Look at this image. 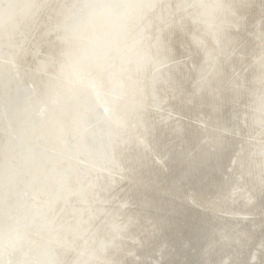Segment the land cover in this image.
<instances>
[{
    "label": "bare ground",
    "instance_id": "1",
    "mask_svg": "<svg viewBox=\"0 0 264 264\" xmlns=\"http://www.w3.org/2000/svg\"><path fill=\"white\" fill-rule=\"evenodd\" d=\"M3 1V0H2ZM3 4V3H1ZM24 5L25 7L21 8L20 6ZM260 8L264 9V0H5V4L3 6H0V51H4L5 55L2 59L9 60L11 62L3 63L1 64L0 60V72H3V75L0 74V77L5 78L8 82V91L16 90L15 80H20L19 76L22 72L25 73V76L20 80L21 82L27 81H33L34 87L39 88L41 86L42 90H44L47 85L46 83H43L44 79L48 76L50 73H59L66 74L65 73V64L69 60H76V58H80L79 62H83L84 65L88 64L89 67H91L93 70H95L97 75V81L100 83L101 88L96 87L95 90L91 91V89H84L89 90L87 92L81 93L78 98V94L76 95V90L78 89L79 83H76L75 80L77 78H74L73 75H75L76 72H74L77 68H73L74 66H69V74L72 76V80L75 82H72L71 84L65 83V80L60 76L57 79V85H62L65 87V90L63 94L60 95L59 98L65 100L69 105L72 104L73 106L79 108L78 111L80 112H73L69 113L71 116H69V119H74L75 121L72 124V128L74 129V133L76 135L75 140L77 145V152L81 154L88 155L91 157H96L100 160V158L103 156V153L99 150H93V141L91 140L92 146L86 141V136L83 135V124L80 123V119L83 116V114L90 108V106L96 104H100L102 102H99L100 96L98 94L100 93L104 99H113V100H119V105L123 103H127L128 105V96L130 97V92L128 91V86H132L133 84L137 83L136 86H142V93H140V97H143L144 99L141 101L142 104H144L147 108V110L141 111V119L144 121V125L141 129H139V133L136 134L135 128L133 124L130 122H127V128L119 131V128L124 123V117L128 116L126 113L118 114L116 112V118L113 119V122H115L114 125H116V139L113 142L112 147H114V152L116 155L117 160H119L120 156L117 154L118 149L117 147L119 143L118 140L122 137L125 139L128 138L132 142L127 146H121L123 151H128L133 153L134 155L130 157L128 160L132 162L133 160H138L139 163H142L143 158L151 159V155H149V158L147 157L148 154H151L149 151H152L154 149V146L157 148L160 147L161 149H164V147L170 146L169 140H174L176 143V147L179 146L178 142H181L182 140V130L181 127L178 126V121L172 118L169 119L171 123H167L166 125H163L158 120L159 116L158 114L152 115L153 107L154 105L151 104V98L149 99V94L151 95V92L157 93V96L161 101L166 103L165 106L162 109L169 112H175V110L169 109V105L173 106V109H176L179 113H183V111L190 105V100L192 102H200V100H208V96L211 97L210 101L211 103L215 104V109H221L224 105L227 107H232V113L231 116L226 117V114H228L226 108L225 111L227 112L225 114L226 119L224 118L226 124L233 123L234 125H231L235 127H239L241 129L240 125H244L248 123V126H254V127H263L264 126V11H260L259 13L255 14L254 17H251V12L253 10L259 11ZM254 14V13H253ZM181 30H184L181 32ZM186 37H182V36ZM181 38L185 39L182 40ZM21 39L24 40L20 44ZM16 45L17 47L13 48L12 45ZM2 47H7L8 49H3ZM13 48V49H12ZM184 48V49H183ZM183 51V52H182ZM185 52V53H184ZM174 53V55H173ZM182 53V54H181ZM1 55V54H0ZM197 58V61L195 63H189L186 58ZM192 57V58H191ZM70 61V62H72ZM78 62V61H77ZM80 62V63H81ZM193 62V61H192ZM82 64V63H81ZM65 65V66H64ZM83 65V64H82ZM63 67V68H62ZM90 68V69H91ZM67 70V69H66ZM82 70V69H81ZM80 70V71H81ZM77 71V70H76ZM85 71V70H84ZM90 71V70H89ZM21 72V73H20ZM68 72V71H67ZM79 72V71H77ZM83 72V71H82ZM20 73V74H19ZM19 74V76H18ZM69 74L64 75L68 76ZM83 73H81L82 75ZM94 74V73H93ZM154 75V79L150 80V76ZM89 75V74H88ZM152 75V76H153ZM79 76V74H78ZM76 77V76H75ZM91 77V76H90ZM49 78V77H48ZM71 78V77H70ZM81 78V77H79ZM86 78V77H85ZM92 78V77H91ZM66 79V78H65ZM67 79V80H68ZM84 79V76H83ZM47 80V79H46ZM49 80V79H48ZM78 80H82L78 79ZM92 80V79H91ZM90 81V80H89ZM88 81V82H89ZM96 80H93L92 85L98 84ZM79 82V81H78ZM84 82V81H83ZM2 85V84H1ZM6 85V84H5ZM56 85V84H55ZM84 85V83L82 84ZM88 85V84H87ZM90 86V85H89ZM86 87V86H85ZM23 88V87H22ZM55 88V87H54ZM87 88V87H86ZM135 88V87H134ZM11 89V90H10ZM59 89V88H58ZM137 89V88H136ZM2 90V89H1ZM0 90V91H1ZM38 90V89H37ZM41 90V89H40ZM61 91V90H60ZM79 91V90H78ZM77 91V92H78ZM156 91V92H154ZM14 92V91H13ZM44 92V91H43ZM61 92V93H62ZM134 92V91H133ZM221 92H227L228 94L223 96V100L221 101ZM8 93V92H7ZM15 93V92H14ZM13 93V94H14ZM39 93V92H38ZM152 93V94H153ZM4 94V93H3ZM12 94V92H11ZM36 94V93H35ZM133 94V93H131ZM16 95V94H15ZM84 95V98L82 96ZM5 97V96H4ZM8 97V96H6ZM12 97V96H11ZM17 97V96H16ZM99 97V98H98ZM14 98V97H13ZM29 98V96L27 97ZM37 98V97H36ZM35 98V99H36ZM41 98V97H40ZM78 98V99H76ZM102 98V99H103ZM131 98V97H130ZM1 99V98H0ZM6 99V98H5ZM10 99V98H9ZM31 99V97H30ZM57 100V98H55ZM55 100V101H56ZM121 100V101H120ZM139 100V99H138ZM155 100V99H154ZM21 101V100H20ZM24 101V100H23ZM29 101V100H28ZM40 101V100H39ZM123 101V102H122ZM134 101V100H133ZM136 101V100H135ZM1 102V101H0ZM17 102V100H16ZM26 102V101H25ZM35 102V101H34ZM49 102V101H48ZM109 102V101H108ZM111 102V101H110ZM117 102V101H116ZM122 102V103H121ZM161 102V103H162ZM21 103V102H20ZM31 103V102H30ZM37 103V102H35ZM130 103V102H129ZM157 103V102H156ZM160 103V101H159ZM207 103V102H206ZM27 104V103H26ZM52 104V103H51ZM50 104V105H51ZM55 104V103H54ZM108 104V103H107ZM112 104V103H111ZM158 104V103H157ZM156 104V105H157ZM210 104V103H209ZM213 104V105H214ZM20 105V104H19ZM41 105V104H40ZM115 105V104H114ZM124 105V104H123ZM122 105V107H123ZM140 105V104H139ZM152 105V106H151ZM162 105V104H160ZM193 105V103H192ZM17 106V105H16ZM23 106V105H22ZM27 106V105H25ZM100 107L99 105H97ZM106 106V105H105ZM109 106V105H108ZM112 106V105H110ZM191 106V105H190ZM189 106V107H190ZM197 106V105H196ZM210 106V105H209ZM24 107V106H23ZM38 107V106H37ZM66 107V106H65ZM74 107V108H75ZM115 107V106H114ZM131 107V104H130ZM156 107V106H155ZM160 107V106H159ZM207 107V106H206ZM6 108V107H5ZM19 108V107H17ZM21 108V105H20ZM40 108V107H39ZM45 108V107H44ZM73 108V109H74ZM94 108V107H93ZM112 108V107H110ZM161 108V107H160ZM192 108V107H191ZM199 108V107H198ZM3 109V108H2ZM8 109V108H7ZM55 109V108H54ZM72 109V108H71ZM101 109V108H100ZM152 110V112L150 111ZM159 109V108H158ZM203 109V108H202ZM205 109V108H204ZM210 109V108H209ZM13 110V108H12ZM15 111L17 109H14ZM33 110V109H32ZM41 110V109H40ZM70 110V109H69ZM141 110V109H140ZM189 110V109H188ZM198 110V109H197ZM35 111V110H34ZM57 111V110H56ZM102 111V110H101ZM112 111V109H111ZM114 111V109H113ZM124 111V110H123ZM158 111V110H156ZM160 111V110H159ZM204 111V110H203ZM216 111V110H215ZM219 111V110H218ZM230 111V110H229ZM43 112V111H42ZM65 112V110H64ZM62 112V113H64ZM107 112V111H106ZM110 112V111H109ZM169 112H165L169 114ZM171 112V113H172ZM173 112V113H174ZM175 112V113H178ZM223 113H225L222 110ZM10 113V112H8ZM13 113V112H11ZM26 113V112H25ZM39 113V112H38ZM83 113V114H82ZM161 113V112H160ZM178 113V114H179ZM189 113V112H188ZM192 113V112H191ZM200 113V112H199ZM203 113V112H202ZM216 113V112H215ZM219 113V112H218ZM15 114H20V112H16ZM103 114V113H102ZM133 114V113H132ZM210 114V113H209ZM221 114V113H220ZM11 115V114H10ZM16 115V116H17ZM62 115V114H61ZM60 115V117H61ZM104 115V114H103ZM171 115V114H170ZM177 115V114H176ZM193 115V114H192ZM204 114H202L203 116ZM59 116V115H57ZM64 116V115H63ZM112 116V114H111ZM138 116V115H137ZM178 116V115H177ZM180 116V115H179ZM190 116V114H189ZM188 116V117H189ZM198 116V115H197ZM200 116V115H199ZM198 116V117H199ZM219 117V115L217 114ZM11 117V116H10ZM54 117V116H53ZM87 117V116H86ZM110 117V116H109ZM168 117V116H167ZM183 117V116H182ZM192 117V116H191ZM197 117V118H198ZM205 117V116H204ZM213 116L210 117L208 122L211 120ZM223 116H221L222 118ZM17 118V117H16ZM58 118V117H56ZM111 118V117H110ZM132 118V117H131ZM162 118V117H161ZM180 118V117H179ZM178 118V119H179ZM195 118V117H194ZM209 118V117H208ZM49 119V118H48ZM64 119V117H63ZM67 119V118H65ZM67 119V121L69 120ZM71 119V120H72ZM85 119V117H84ZM109 119V118H107ZM185 119V118H184ZM207 119V118H206ZM217 119V118H216ZM220 119V118H219ZM4 120V119H2ZM1 120V121H2ZM12 120V119H11ZM61 120V119H60ZM59 120V121H60ZM105 120V119H104ZM112 120V119H111ZM110 120V121H111ZM122 120V122H120ZM161 120V119H160ZM190 120V119H189ZM214 120V117H213ZM223 120V119H222ZM0 121V122H1ZM45 121V120H44ZM62 121V120H61ZM83 121V120H82ZM87 121V120H86ZM165 121V120H164ZM181 121V120H180ZM194 121V120H193ZM198 121V120H197ZM40 122V121H39ZM52 122V121H51ZM101 122V121H100ZM103 122V121H102ZM109 122V121H108ZM112 122V121H111ZM120 122V124H119ZM189 122V121H188ZM202 122V121H201ZM207 122V123H208ZM43 123V122H42ZM58 123V121H57ZM110 123V122H109ZM137 124V122H133ZM183 123V121H182ZM205 123V122H203ZM218 123V121H217ZM222 123V122H220ZM224 123V121H223ZM8 124V123H6ZM55 124V123H54ZM60 124V123H58ZM66 124V123H65ZM64 124V125H65ZM119 124V125H118ZM143 124V123H142ZM199 124V123H198ZM201 124V123H200ZM1 125V124H0ZM46 125V124H45ZM57 125V124H56ZM183 125V124H182ZM195 125V124H194ZM204 125V124H203ZM214 125V124H213ZM216 125V124H215ZM220 125V124H217ZM3 126V125H2ZM66 126V125H65ZM69 126V125H68ZM112 126V125H111ZM119 126V128H118ZM186 125H184L185 127ZM221 126V125H220ZM223 126V125H222ZM101 127V126H100ZM105 127H107L105 125ZM124 127V126H123ZM139 127V126H138ZM192 127V126H191ZM205 127V126H204ZM211 127V126H210ZM217 127V126H216ZM228 127V126H227ZM225 127V128H227ZM246 127V126H244ZM2 128V127H1ZM5 128V127H4ZM50 128V126H49ZM69 128V127H68ZM113 128V126H112ZM183 128V127H182ZM196 129V127H194ZM199 128V127H198ZM207 128V127H205ZM224 128V129H225ZM250 128V127H249ZM264 128V127H263ZM53 129V128H52ZM67 129V126H66ZM154 129L156 131H154ZM194 129V130H195ZM201 129V128H200ZM222 129V128H221ZM231 129V127H230ZM238 129V128H237ZM243 129V128H242ZM256 129V128H255ZM7 130V129H6ZM32 130V129H31ZM46 130V129H45ZM51 130V129H50ZM56 130V129H55ZM70 130V129H69ZM103 130V129H102ZM185 130V129H184ZM251 130V129H250ZM263 130V129H262ZM63 131V130H62ZM100 131V130H99ZM154 131V133L152 132ZM186 131V130H185ZM201 131V130H200ZM203 131V130H202ZM205 131V130H204ZM223 129L220 130V128H214L210 129L211 136L208 138H201L200 135H198V142L193 145V149L197 151V154H195V157L192 161H187L184 163H187L188 166L192 167L193 169L197 170V167L206 165L208 161L209 154H213V157L217 155L218 151L221 150L222 154L226 153L228 151V147H231L227 144H230V137H228L229 141L228 143L223 141L222 134ZM237 131V130H236ZM253 131V130H252ZM2 132V129H1ZM0 132V133H1ZM10 132V131H9ZM57 132V130H56ZM64 132V131H63ZM104 132V131H103ZM102 132V133H103ZM108 132V131H107ZM225 132V130H224ZM230 132V131H229ZM232 132V131H231ZM230 132V134H231ZM241 132V130H240ZM244 132V131H243ZM249 132V131H248ZM254 132V131H253ZM69 133V132H67ZM71 133V131H70ZM73 133V135H74ZM195 133V132H194ZM200 133V132H199ZM202 133V132H201ZM205 133H207L205 131ZM227 133V132H226ZM237 133V132H236ZM235 133V136H236ZM239 133V132H238ZM260 133V132H258ZM5 134V132H3ZM11 134V133H10ZM16 134V133H15ZM57 134V133H56ZM100 134V133H99ZM105 134V133H104ZM115 134V133H114ZM139 134L141 135V139L138 137ZM164 134V135H163ZM247 134V133H246ZM1 135V134H0ZM24 135V134H23ZM54 135V134H53ZM68 136V134H66ZM166 135H169L166 136ZM227 135V134H226ZM239 135V134H238ZM244 135V134H243ZM250 135V134H248ZM253 135V134H251ZM257 135V134H255ZM28 136V135H27ZM50 136V135H49ZM56 136V135H55ZM54 136V137H55ZM65 136V135H64ZM63 136V137H64ZM188 136V135H187ZM230 136V135H229ZM233 136V135H232ZM245 136V135H244ZM258 136V135H257ZM264 136V135H263ZM45 137V136H44ZM48 137V135H47ZM57 137V136H56ZM60 137V136H59ZM101 138L100 136H98ZM105 137V136H104ZM112 137V136H111ZM203 137V135H202ZM205 137V136H204ZM227 137V136H225ZM224 137V138H225ZM249 137V136H247ZM254 137V136H253ZM260 137V136H259ZM19 138V136H18ZM71 138V137H70ZM74 138V137H73ZM143 138L148 139L151 145L142 144ZM187 138V137H185ZM194 138V136H193ZM243 138V137H242ZM256 138V137H255ZM61 139H63L61 137ZM68 139V138H67ZM240 139V137H239ZM247 139V138H246ZM253 139V138H251ZM1 140V139H0ZM30 140V139H29ZM32 140V139H31ZM53 140V138H52ZM51 140V141H52ZM113 140V139H112ZM178 140V141H177ZM194 140V139H193ZM237 140V138H236ZM34 141V140H33ZM70 141V139H69ZM101 141H103L101 139ZM124 139H122V142ZM129 141V140H128ZM243 143H245V140H242ZM245 141V142H244ZM30 142V141H29ZM28 142V143H29ZM75 142V141H72ZM127 142V141H126ZM165 142V143H164ZM172 142V141H171ZM235 143L237 141H234ZM241 142V141H240ZM250 142V137H249ZM252 142V140H251ZM5 143V140L0 143V147H2ZM31 143V142H30ZM37 143L38 140H37ZM63 143V142H62ZM102 143V142H101ZM110 143V142H108ZM112 143V142H111ZM124 143V142H123ZM182 143V142H181ZM180 143V145H181ZM190 142H188L189 144ZM233 143V142H232ZM72 144V143H71ZM95 144V143H94ZM174 144V143H173ZM171 144V146H174ZM183 144V143H182ZM53 145V142H52ZM61 145V144H60ZM65 145V144H64ZM99 145V144H98ZM103 145V143H102ZM101 145V146H102ZM124 145V144H122ZM247 145V144H246ZM244 145L245 147H247ZM249 145V144H248ZM32 146V145H31ZM48 146V145H47ZM51 146V145H50ZM73 146V145H72ZM71 146V147H72ZM105 146V144L103 145ZM102 146V147H103ZM152 148H151V147ZM164 146V147H163ZM183 146V145H182ZM186 146V145H185ZM241 146V145H240ZM243 146V145H242ZM251 146V145H250ZM29 147V146H28ZM33 147V146H32ZM35 147V146H34ZM44 147V146H43ZM52 147V146H51ZM54 147V146H53ZM61 147V146H59ZM70 147V146H69ZM147 147V148H146ZM192 147V146H191ZM190 147V148H191ZM238 147V145H237ZM259 147V146H258ZM56 148V147H55ZM75 147L70 148L74 150ZM101 148V147H99ZM182 148V147H181ZM186 148V147H185ZM190 149L189 147H187ZM35 149V148H34ZM106 149V148H105ZM121 149V150H122ZM180 149V147H179ZM193 149L191 151H193ZM240 149V148H239ZM245 149V148H243ZM6 151V149H4ZM59 150V148H58ZM57 150V153L59 152ZM63 150V149H61ZM67 150V149H65ZM104 150V148H103ZM194 150V151H195ZM233 150V149H232ZM238 150V149H237ZM241 150V149H240ZM251 150V149H250ZM249 150V151H250ZM29 151V150H28ZM33 151V148L31 149ZM41 151V150H40ZM48 151V150H47ZM54 151V149H53ZM76 156H77V152ZM105 151V150H104ZM107 151V150H106ZM105 151V152H106ZM109 151V149H108ZM111 151V149H110ZM113 151V150H112ZM163 151V150H162ZM166 151V150H165ZM183 151V150H182ZM185 151V149H184ZM183 151V152H184ZM264 151V149H263ZM66 152V151H65ZM173 152V151H172ZM179 152V151H178ZM190 152V151H188ZM220 152V151H219ZM233 152V151H232ZM244 152V151H243ZM1 153H5L2 152ZM46 153V152H45ZM72 153V152H71ZM119 153V152H118ZM124 153V152H122ZM163 153V152H162ZM160 154L163 156V154ZM169 153V151H168ZM186 153V152H185ZM239 153V151H238ZM242 153V152H241ZM51 154V153H50ZM55 154V153H54ZM70 154V153H69ZM83 154V156H84ZM108 154V153H107ZM106 153L104 155H107ZM111 154V153H110ZM155 154V153H154ZM157 154V153H156ZM173 154V153H171ZM183 154V153H181ZM43 155V154H42ZM59 155V154H58ZM63 155V153H62ZM73 155V154H72ZM128 155V154H127ZM126 155V156H127ZM158 155V154H157ZM159 155V156H160ZM170 155V154H169ZM168 155V156H169ZM175 155V154H174ZM185 155V154H184ZM233 155V154H232ZM236 155V154H235ZM1 156V155H0ZM47 156V155H46ZM66 156V155H65ZM112 156V155H109ZM108 156V157H109ZM167 158V153L164 155ZM194 156V155H193ZM212 156V155H211ZM260 156V155H259ZM44 157V156H43ZM49 157V156H48ZM62 157V156H61ZM69 157V156H67ZM107 157V158H108ZM156 157V156H154ZM171 157V156H170ZM175 160H177L179 157L174 156ZM188 157V155H187ZM210 157V156H209ZM54 158V157H53ZM60 158V156L58 157ZM60 162L57 171L62 170L65 167H72L75 163L76 159H80L78 157H75L76 159L71 160H64ZM73 158V157H72ZM163 158V157H162ZM212 158V157H210ZM222 158V157H221ZM220 158V159H221ZM224 158V156H223ZM235 158V157H233ZM243 158V157H240ZM240 158L238 161H240ZM61 159V158H60ZM68 159V158H67ZM89 159V158H87ZM97 159V161H98ZM155 159V158H154ZM160 160V158L158 157ZM157 159V160H158ZM213 159V158H212ZM218 158L213 160L211 168L207 166L216 173L211 174L217 177L221 170H219V165L217 166L218 162L221 161ZM232 159V158H231ZM49 160V159H48ZM52 160V159H51ZM57 160V159H56ZM91 160V159H90ZM95 160V159H94ZM93 160V161H94ZM126 160V159H125ZM170 160V159H169ZM173 160V159H172ZM210 160V159H209ZM235 160V159H234ZM245 160V159H244ZM251 160V159H250ZM24 161V160H23ZM50 161V160H49ZM89 161V160H88ZM112 161V160H111ZM124 161V160H123ZM147 161V160H146ZM154 161V160H152ZM164 161V160H163ZM171 161V160H170ZM181 161V162H182ZM217 161V162H216ZM246 161V160H245ZM260 159L255 160L254 164L259 165V167L262 165V169H260L257 174H254L255 179H257V184L255 183L256 189L255 192L257 193V196L262 195L264 192V156L262 157L261 161ZM7 162V160H6ZM59 162V159H58ZM77 162V161H76ZM92 162V161H90ZM89 162V163H90ZM114 162V161H113ZM160 162V161H158ZM166 162V161H165ZM178 162L180 160L178 159ZM25 164H27L26 161H24ZM56 163V162H55ZM93 163V162H92ZM95 162L94 164H96ZM99 163V162H98ZM97 163V164H98ZM105 163V162H103ZM112 163V162H111ZM116 163V162H115ZM119 163V161H118ZM153 163V162H152ZM150 163V164H152ZM157 163V162H156ZM167 163V162H166ZM175 163V162H174ZM173 163V164H174ZM237 162H234V165ZM260 163V164H259ZM51 164V163H50ZM91 164V163H90ZM96 164V165H97ZM125 164V163H124ZM145 164V163H144ZM162 164V163H161ZM220 164V163H219ZM239 164V163H238ZM78 165V164H77ZM101 165V164H100ZM108 165V164H107ZM146 165V164H145ZM156 165V164H155ZM164 165V164H163ZM181 165V164H180ZM179 165V166H180ZM186 165V164H185ZM211 165V164H210ZM252 165V164H251ZM79 166V165H78ZM85 166V165H84ZM92 166V165H91ZM109 166V165H108ZM119 166V165H118ZM125 166V165H124ZM140 166V165H139ZM144 166V165H143ZM158 166V165H157ZM162 166V165H161ZM249 166V165H248ZM80 167V166H79ZM95 167V165H94ZM98 167L99 164H98ZM102 167V166H101ZM107 167V166H106ZM113 167V166H112ZM122 167V166H120ZM168 167H171L168 165ZM174 167V165H173ZM186 167V166H185ZM218 167V168H217ZM257 167V166H256ZM52 169V167H50ZM85 168V167H84ZM118 169V167L116 166ZM136 167H129L130 170H135ZM140 168V167H139ZM154 167H152L153 169ZM159 170L160 167H157ZM181 168V167H180ZM187 168V167H186ZM207 168V167H206ZM237 168V166H236ZM74 169V168H73ZM81 169V168H80ZM83 169V168H82ZM88 169V168H86ZM92 169V168H91ZM94 169V168H93ZM97 169V168H96ZM96 169L94 171H96ZM106 169V168H105ZM142 169V168H141ZM145 169V168H144ZM148 169V168H147ZM146 169V170H147ZM166 169V168H165ZM176 169V165H175ZM185 169V168H184ZM205 169V167H204ZM203 169V170H204ZM222 169L225 170V168L222 167ZM65 170V169H64ZM71 170V168H70ZM69 170V173H71ZM76 170V168H75ZM90 170V169H88ZM101 170V169H100ZM108 170V169H107ZM139 170V169H138ZM163 170V169H161ZM171 170V169H170ZM169 170V171H170ZM191 170V168L186 169L188 172ZM200 170V168H199ZM227 170V169H226ZM74 171V170H73ZM81 171V170H79ZM87 171V170H86ZM93 171V172H94ZM105 171V170H104ZM117 171V170H116ZM120 171V170H119ZM128 171V170H127ZM126 171V172H127ZM166 171V170H165ZM185 171V170H184ZM185 171V172H186ZM208 171V170H207ZM230 171V170H228ZM257 171V169H253V167H247L245 168L246 176L249 177L252 176L253 172ZM66 172V171H65ZM102 172V171H101ZM122 172V171H121ZM129 172V171H128ZM153 172V171H151ZM164 172V171H163ZM182 172V171H181ZM184 172V175H185ZM190 172V171H189ZM202 172V170H201ZM206 172V171H205ZM240 172V171H239ZM56 173V171H55ZM85 173V171H84ZM100 173V172H98ZM103 173V172H102ZM113 173V171L111 172ZM134 173V172H132ZM144 173V172H143ZM153 172V177H154ZM174 173V172H172ZM180 173V172H179ZM194 173V171H193ZM209 173V172H208ZM222 173L225 175L226 173ZM232 173V172H231ZM230 173V174H231ZM64 174V173H63ZM67 174V173H66ZM83 174V173H81ZM92 174V173H90ZM110 174V173H108ZM116 174V173H114ZM146 174V173H145ZM167 174V171H166ZM196 174V173H195ZM194 174V175H195ZM203 173H201L202 175ZM206 174V173H205ZM229 174V172H228ZM227 174V175H228ZM95 175V174H93ZM101 175V174H100ZM127 175V174H126ZM125 175V176H126ZM130 175V174H128ZM157 175V174H155ZM190 175V174H189ZM238 175V174H237ZM56 175V179H57ZM65 176V175H64ZM63 176V178H64ZM103 175H101L102 178ZM114 176V175H113ZM112 176V177H113ZM145 176V175H144ZM161 176V175H160ZM172 176V174H171ZM182 176V175H181ZM187 176V175H186ZM196 176V175H195ZM80 177V178H79ZM89 177L88 173L79 176L77 173H72L68 176L66 179V185L64 186V189L61 193V198L64 199L65 196L68 194H72L71 196H68V199H70L73 203L70 204L75 208H78L79 210L82 207L79 203V200L81 201L80 195L77 194L78 188L77 186L80 184V182H85L86 179ZM95 177V176H94ZM93 177V178H94ZM110 177V176H108ZM127 177V176H126ZM149 177V175H148ZM178 178V176H176ZM180 177V176H179ZM188 177V176H187ZM201 177V176H200ZM199 177V178H200ZM203 177V176H202ZM209 177V176H208ZM220 177V176H219ZM230 177V176H229ZM233 177V176H232ZM237 177V176H236ZM235 177V178H236ZM62 178V177H61ZM60 178V179H61ZM92 178V176H91ZM100 178V179H101ZM120 178V177H119ZM169 178V177H168ZM181 178V177H180ZM179 178V179H180ZM185 178V176H184ZM190 178V176H189ZM198 178V179H199ZM224 178V177H223ZM222 178V179H223ZM227 178V177H226ZM234 178V177H233ZM95 179V178H94ZM129 179L131 177L129 176ZM128 179V180H129ZM141 179V178H140ZM150 179V178H149ZM155 179V177H154ZM162 179V177H161ZM172 179V178H171ZM174 179V178H173ZM182 179V178H181ZM193 179V178H192ZM204 179V178H203ZM219 179V178H218ZM221 179V178H220ZM239 179V178H238ZM236 179V180H238ZM151 180V179H150ZM156 180V179H155ZM178 180V179H177ZM189 180V179H188ZM187 180V181H188ZM205 180V179H204ZM230 180V179H229ZM235 180V181H236ZM59 181V180H58ZM96 181V180H95ZM98 181V180H97ZM96 181V182H97ZM111 181V180H110ZM133 181V180H132ZM136 181V180H135ZM138 181V180H137ZM168 182L167 180H165ZM172 181V180H171ZM197 181V180H196ZM209 181V180H208ZM207 181V182H208ZM239 181V180H238ZM54 176L51 179V188L55 190L56 183H55ZM62 182V181H61ZM87 182V181H86ZM92 182V181H91ZM109 183L108 179L103 180L100 184L98 189L104 185ZM114 182V180L112 181ZM144 183V181H142ZM175 182V181H173ZM178 182V181H176ZM186 182V181H185ZM198 182V181H197ZM203 182V181H202ZM206 182V183H207ZM213 182V181H212ZM218 182H220L218 180ZM233 182V181H232ZM90 183V182H89ZM115 183V182H114ZM122 183V182H121ZM146 183V182H145ZM153 183V182H152ZM156 183V182H155ZM180 183V182H179ZM182 183V182H181ZM200 183V182H199ZM204 183V182H203ZM205 183V184H206ZM224 183V180H222V184ZM240 183V182H239ZM59 184V183H58ZM63 184V183H62ZM94 184V183H93ZM111 184V183H110ZM113 184V183H112ZM119 184V183H117ZM137 184V183H136ZM135 184V185H136ZM227 184V183H226ZM232 184V183H229ZM228 184V185H229ZM238 184V182H237ZM81 185V184H80ZM85 185V184H84ZM88 185V184H87ZM91 185V183H90ZM132 185V184H131ZM130 185V186H131ZM141 185V184H139ZM144 185V184H143ZM146 185V184H145ZM144 185V186H145ZM149 185V184H148ZM154 185V184H153ZM157 185V184H156ZM177 185V183H176ZM185 185V184H184ZM202 185V183H201ZM235 185V184H234ZM240 185V184H239ZM60 186V184H59ZM83 185L79 186V188H84ZM96 185L95 187H97ZM105 186V185H104ZM122 186V185H121ZM120 186V188H121ZM173 186V185H169ZM183 186V185H182ZM196 186V185H195ZM214 186V185H213ZM212 186V187H213ZM222 186V185H221ZM225 187V185H223ZM249 186V185H248ZM87 187V186H85ZM118 188V185L116 186ZM159 187V186H158ZM167 187V186H165ZM175 187V186H174ZM217 187V186H216ZM219 187V186H218ZM229 187V186H228ZM233 187V185H232ZM230 187V188H232ZM242 187V185H241ZM58 188V187H57ZM60 188V187H59ZM90 188V187H88ZM92 188V186H91ZM111 187L105 188L103 194L111 193ZM114 188V187H113ZM116 188V189H117ZM133 188V187H131ZM144 188V187H139ZM182 188V187H178ZM201 188V187H200ZM226 188V187H225ZM249 188V187H248ZM48 189V188H47ZM61 189V188H60ZM71 189V190H68ZM94 189V188H93ZM104 189V188H103ZM102 189V190H103ZM162 189V188H161ZM236 189V188H234ZM233 189V193L231 196V200L234 203H248L250 206H254V201L251 200L252 198L247 197L245 194L237 193ZM250 189V188H249ZM92 190V189H91ZM119 190V189H118ZM135 190V189H133ZM150 190V189H148ZM147 190V191H148ZM155 190V186L153 191ZM175 190V189H174ZM189 190V189H187ZM198 190V189H197ZM213 190V189H212ZM216 190V189H214ZM218 190V189H217ZM223 190V189H221ZM219 190V191H221ZM244 190V189H242ZM60 191V190H59ZM88 191V192H87ZM87 198L89 202H92L93 204V195L90 193V189L87 190ZM95 191V190H94ZM139 191V190H138ZM152 191V192H153ZM157 191V190H156ZM169 191V190H168ZM186 191V189L184 190ZM228 191V190H227ZM239 191V189H238ZM250 191V190H249ZM93 192V191H92ZM137 192V189H136ZM145 192V191H142ZM149 192V191H148ZM191 192V190H190ZM204 192V191H203ZM207 192V191H206ZM205 192V193H206ZM216 192V191H215ZM231 192V191H230ZM245 192V191H244ZM79 193V192H78ZM85 193V192H84ZM109 193V194H110ZM122 193V192H121ZM128 193V192H127ZM146 193V192H145ZM159 193V192H158ZM172 193V192H170ZM188 193V192H187ZM204 193V194H205ZM226 193V191H225ZM228 193V192H227ZM232 193V192H231ZM256 193L254 195H256ZM83 194V189H82ZM86 194V193H85ZM84 194V195H85ZM95 194V193H94ZM102 194V193H101ZM120 194V192H119ZM126 194V193H125ZM134 194V193H133ZM144 194V193H143ZM147 194V193H146ZM162 194V193H161ZM173 194V193H172ZM190 194V193H189ZM218 194V193H217ZM238 194V195H236ZM249 194V193H248ZM116 194H114L115 196ZM175 195V194H174ZM173 195V196H174ZM192 194H190L191 196ZM211 195V193H210ZM250 195V194H249ZM96 196V194H95ZM129 196V195H128ZM143 196V195H142ZM162 196V195H161ZM179 196V195H178ZM175 196V197H178ZM208 196V195H207ZM215 196V195H213ZM230 196V194H229ZM264 196V195H263ZM70 197V198H69ZM145 197V196H144ZM158 197V196H157ZM169 197V196H168ZM171 197V196H170ZM169 197V198H170ZM206 197V196H205ZM219 197V196H218ZM224 200V197L221 196ZM252 197H254L252 195ZM41 198H44L43 196ZM115 198V197H111ZM122 198V197H121ZM125 198V197H124ZM130 198V197H129ZM135 198V197H134ZM137 198V197H136ZM140 198V197H139ZM153 199V197H151ZM156 198V197H155ZM184 198V197H183ZM191 198V197H190ZM208 198V197H207ZM213 198V197H212ZM227 198V197H226ZM255 198V197H254ZM261 198V197H260ZM59 199V198H58ZM61 199V202L62 200ZM161 199V198H160ZM174 199V198H173ZM219 199V198H218ZM263 199V198H262ZM57 200V199H56ZM86 200V199H85ZM121 200V199H120ZM147 200V199H146ZM185 200V199H183ZM216 200V199H215ZM226 200V199H225ZM230 200V197L228 201ZM35 201V200H34ZM43 207L46 203V201L43 202V199L40 200ZM126 201V199H125ZM129 201V200H128ZM137 201V200H136ZM168 201V200H167ZM182 201V200H181ZM210 201V200H209ZM214 201V200H212ZM227 201V200H226ZM39 202V200H38ZM60 202V203H61ZM67 202V201H66ZM69 202V203H70ZM82 202V201H81ZM156 202V201H155ZM158 202V201H157ZM171 202V201H170ZM169 202V203H170ZM177 202V201H176ZM220 202V201H219ZM218 202V203H219ZM222 202V201H221ZM262 202V201H261ZM59 201L57 204H60ZM87 203V202H86ZM120 203V202H119ZM124 203V202H123ZM129 203V202H128ZM132 203V202H131ZM147 203V202H145ZM159 203V202H158ZM179 203V202H178ZM206 203V202H205ZM215 203V202H214ZM228 203V202H227ZM47 204V203H46ZM51 205L55 204V198L52 200ZM64 204V203H63ZM122 204V203H121ZM120 204V205H121ZM127 204V203H126ZM134 204V203H133ZM155 204V203H154ZM172 204V203H171ZM176 204V203H175ZM207 204V203H206ZM210 204V203H209ZM224 204V203H222ZM68 205V203H67ZM68 205V206H70ZM113 205V204H112ZM141 205V204H140ZM151 205V204H150ZM149 205V207H150ZM160 205V203H159ZM162 205V204H161ZM160 205V206H161ZM164 205V202H163ZM162 205V206H163ZM179 205V204H178ZM181 205V204H180ZM177 206L175 209L177 212L176 216L182 212V208ZM182 205L189 206L194 208L196 211H198L197 214H194L193 216H199L206 218L208 216V213L211 211L208 210H202L199 207H195L194 205L187 203L186 201L182 202ZM217 205V204H215ZM127 206V205H126ZM125 206V207H126ZM132 206V205H131ZM136 206V204H135ZM158 206V204H157ZM211 206V205H210ZM213 206V205H212ZM226 206V205H225ZM244 206V204H243ZM262 206V204H261ZM31 207V206H30ZM62 207V206H61ZM58 206L57 210L61 208ZM114 207V206H113ZM133 207V206H132ZM142 207V206H141ZM164 207V206H163ZM162 207V209H163ZM172 207V206H171ZM202 207V206H201ZM219 207V206H218ZM41 208V210H42ZM104 208V207H103ZM136 213H137V207ZM166 208V206H165ZM164 208V209H165ZM183 208V209H184ZM205 208V207H204ZM214 208V207H213ZM216 208V207H215ZM227 208V207H226ZM230 208V207H229ZM244 208V207H243ZM45 209V208H44ZM49 209L48 207L43 210L42 213V219H40L39 223H47L49 210L46 213V210ZM122 207H118V209H115L118 213L123 212ZM129 209V208H128ZM153 209V208H152ZM157 209V208H156ZM160 209V207H159ZM211 209V207H210ZM220 209V208H219ZM217 208V210H219ZM239 209V208H238ZM263 209V208H262ZM261 209V210H262ZM52 210V209H51ZM56 210V211H57ZM103 210V209H101ZM149 210V209H148ZM167 210V209H166ZM170 210V209H169ZM185 210V209H184ZM183 210V211H184ZM235 210V209H234ZM246 210V208H245ZM249 210V209H248ZM252 210V209H251ZM255 210V208H254ZM40 211V210H39ZM109 211V210H108ZM126 211V210H125ZM128 211V210H127ZM163 211V210H161ZM215 211V210H214ZM214 211H212L214 213ZM36 212V211H35ZM115 211H113L111 214H114ZM130 212V211H129ZM128 212V213H129ZM143 212V211H142ZM156 212V210H155ZM168 212V211H167ZM226 213V211L224 210ZM236 212V211H235ZM247 212V210H246ZM260 212V211H259ZM109 213V212H108ZM125 212H123L124 214ZM127 213V214H128ZM161 213V212H160ZM163 213V212H162ZM211 213V212H210ZM220 213V212H219ZM224 213V214H225ZM228 213V212H227ZM240 213V212H239ZM245 213V212H244ZM248 213V212H247ZM264 213V212H263ZM262 213V214H263ZM35 214V213H34ZM123 214H119L122 215ZM127 214H124L128 216ZM135 214V213H134ZM153 214V213H152ZM165 214V213H164ZM163 214V215H164ZM168 214V213H167ZM173 214V213H172ZM175 214V213H174ZM234 214V212H233ZM237 214V212H236ZM250 214V213H249ZM253 214V213H251ZM90 215V214H89ZM92 215V214H91ZM96 215V214H95ZM130 215V214H129ZM138 215V214H137ZM143 215V214H142ZM162 215V216H163ZM166 215V214H165ZM184 215V214H183ZM192 215V214H191ZM215 215V214H214ZM227 215V214H226ZM240 215V214H239ZM259 215V214H258ZM108 216V215H106ZM118 216V214H117ZM116 216V217H117ZM125 216V217H126ZM136 216V215H135ZM160 216V215H159ZM160 216V218L162 217ZM233 216V215H232ZM238 216V215H237ZM246 216V215H245ZM252 216V215H250ZM113 217V216H112ZM120 217V216H119ZM129 217V216H128ZM168 217V216H167ZM225 217V216H224ZM240 217V216H239ZM244 217V216H243ZM242 217V219H243ZM254 217V216H253ZM41 218V217H40ZM86 218V217H85ZM92 218V217H91ZM131 218V217H130ZM130 218H125L126 223H128L127 220H131ZM159 218V219H160ZM169 218V217H168ZM183 218V217H182ZM187 218V217H186ZM197 218V217H195ZM229 218V217H228ZM54 219V218H53ZM103 219V218H102ZM111 219V218H110ZM110 219L108 218L107 223H109ZM117 219V218H116ZM114 219L113 221H115ZM134 219V218H132ZM137 219V218H135ZM154 219V218H153ZM151 219L152 221H154ZM158 219V218H157ZM230 219V218H229ZM235 219V218H234ZM241 219V220H242ZM254 219V218H253ZM256 219V218H255ZM82 220V219H81ZM100 220V219H99ZM106 220V219H105ZM123 220V219H122ZM143 220V219H142ZM166 220V219H165ZM195 220V219H194ZM231 220V219H230ZM240 220V221H241ZM259 220V218H258ZM264 220V219H263ZM22 221V220H21ZM67 221V220H66ZM84 221V220H83ZM90 221V220H89ZM98 221V220H97ZM112 221V222H113ZM151 221V222H152ZM203 221V220H202ZM246 221V218H245ZM253 221V220H252ZM118 222V221H117ZM137 222V220H136ZM158 222V221H157ZM164 222V221H163ZM170 222V221H169ZM176 222V221H175ZM191 222V221H190ZM197 222V221H196ZM201 222V221H200ZM250 222V221H249ZM258 222V221H257ZM262 222V221H261ZM261 222H259L261 225H263ZM14 223V222H13ZM107 223H102L101 227H97L100 234L103 236L105 241H110L112 238L115 237L116 230L113 232L109 229V225ZM138 223V222H137ZM140 223V222H139ZM150 223V222H149ZM166 223V222H165ZM173 223V222H172ZM171 223V224H172ZM188 223V222H187ZM193 223V222H192ZM242 223V222H240ZM252 223V222H251ZM5 224V223H4ZM22 224V223H21ZM115 224V223H114ZM130 224H135L130 221ZM143 224V223H141ZM159 224V222H158ZM161 224V223H160ZM164 224V223H163ZM199 224V223H198ZM203 224V223H202ZM227 224V223H226ZM236 224V223H235ZM253 224V223H252ZM55 225V224H54ZM57 225V224H56ZM65 225V224H64ZM81 225V224H80ZM111 225V224H110ZM113 225V224H112ZM123 225V224H122ZM146 225V224H145ZM151 225V224H150ZM148 225V226H150ZM174 225V224H173ZM183 225V224H182ZM189 225V224H188ZM201 225V224H200ZM251 225V224H250ZM23 226V225H22ZM108 226V229H107ZM147 226V225H146ZM179 226V225H178ZM177 226V227H178ZM220 226V225H219ZM224 226V225H223ZM237 226V225H236ZM241 225H239L240 227ZM27 227V226H26ZM57 227V226H56ZM61 227V226H60ZM125 227V226H124ZM128 227V226H127ZM174 227V226H173ZM177 227H176V233H177ZM194 227V226H193ZM225 227V226H224ZM235 227V226H234ZM258 227V226H256ZM11 228V227H10ZM13 228V227H12ZM45 228V227H44ZM73 228V227H72ZM137 228V227H136ZM169 228V227H168ZM201 228V227H200ZM231 228V227H230ZM247 228V226H246ZM254 228V227H253ZM263 228V226H262ZM5 231V228H2ZM7 229V228H6ZM75 229V228H74ZM134 230V226L132 225L130 230ZM152 229V228H151ZM154 229V228H153ZM190 229L192 230L191 226ZM224 229V228H223ZM237 229V228H236ZM8 230V229H7ZM10 230V229H9ZM29 230V229H28ZM46 230V229H44ZM114 230V228H113ZM148 230V229H147ZM158 230V229H157ZM167 230V229H166ZM181 230V229H180ZM190 230V231H191ZM225 230V229H224ZM231 230V229H230ZM253 230V229H252ZM263 230V229H262ZM11 231V230H10ZM47 231V230H46ZM66 231V230H65ZM76 231V230H75ZM129 230H125L124 232H127ZM146 231V230H144ZM160 231V230H159ZM172 231L175 232L173 229ZM195 231V230H194ZM200 231V230H199ZM218 231V230H217ZM222 231V230H221ZM239 232L241 230H238ZM237 231V232H238ZM251 231V230H250ZM17 232V231H16ZM24 232V231H23ZM82 232V231H80ZM93 232V231H92ZM156 232V230H155ZM154 232V233H155ZM192 232V231H191ZM236 232V231H235ZM255 232V231H254ZM11 233V232H10ZM52 233V231H51ZM50 233V234H51ZM65 233V232H63ZM62 233V234H63ZM76 234V232H74ZM95 233V232H94ZM97 233V232H96ZM119 233V231H118ZM122 233V232H121ZM140 233V232H139ZM146 233V232H145ZM157 233V232H156ZM163 233V232H162ZM241 233V232H240ZM248 233V232H247ZM3 234V233H2ZM16 234V233H15ZM54 234V233H53ZM60 233V235H62ZM72 234V233H71ZM132 234V233H131ZM143 234V232H142ZM141 234V235H142ZM168 234V233H167ZM187 234V233H186ZM207 234V233H206ZM239 235V233H237ZM18 235V233H17ZM78 235V234H77ZM100 235V236H101ZM112 235V236H111ZM118 235V234H117ZM139 235V234H138ZM145 235V234H144ZM153 233H148L144 237L145 241L143 240V243H147L150 237H152ZM156 235V234H155ZM160 235V234H159ZM162 235V234H161ZM188 235V234H187ZM218 235V234H217ZM237 235V236H238ZM248 235V234H247ZM255 234H253L254 236ZM8 236V235H7ZM24 236V235H23ZM46 236V234H45ZM49 236V235H48ZM64 236V235H63ZM61 236V237H63ZM84 237V235H82ZM87 236V235H86ZM99 236V235H98ZM97 236V238H98ZM119 236V235H118ZM123 236V234H122ZM125 236V235H124ZM136 236V235H135ZM181 236V235H180ZM197 236V235H196ZM199 236V235H198ZM225 236V235H224ZM229 236V235H228ZM235 236V237H237ZM4 237V236H3ZM6 237V233H5ZM10 237V236H9ZM14 241L20 240L19 236L14 235ZM56 237V236H55ZM67 237V236H66ZM159 237V236H158ZM154 237V238H158ZM161 237V236H160ZM177 237V236H175ZM185 238V236H183ZM181 237V239L183 238ZM189 237V235H188ZM221 237V236H220ZM246 237V236H245ZM264 237V236H263ZM31 238V237H30ZM69 238V237H68ZM73 238V237H72ZM75 238V237H74ZM79 238V237H78ZM100 238V237H99ZM132 238H135L132 236H129L128 234L123 238V241H120L121 244L130 246L131 252L132 250L136 251L138 249V246L136 244L138 242L131 243L130 240ZM140 238V237H139ZM138 238V239H139ZM142 238V237H141ZM152 238V239H154ZM165 238V237H164ZM183 238V240H184ZM192 238V237H191ZM205 238V237H204ZM238 238V237H237ZM240 238V237H239ZM256 238V237H255ZM5 239V238H4ZM9 239H12L9 238ZM6 239V240H9ZM57 239V238H56ZM65 239V238H64ZM67 239V238H66ZM83 239V238H82ZM96 239V238H95ZM116 239H119L116 237ZM173 239V238H172ZM195 239V236H194ZM200 239V238H199ZM231 239V238H230ZM235 239V238H234ZM251 239V238H250ZM260 239V238H259ZM6 240H2V243L4 244ZM35 240V239H34ZM60 240V239H59ZM71 240V239H70ZM94 240V239H92ZM92 240H87V243H92ZM97 240V239H96ZM158 240V239H157ZM171 240V239H169ZM182 240V241H183ZM187 240V238H186ZM192 240V239H191ZM190 240V241H191ZM223 240V239H222ZM233 240V239H232ZM241 240V239H240ZM239 240V241H240ZM243 240V239H242ZM248 240V239H247ZM254 240V238H253ZM264 240V239H262ZM261 240V241H262ZM55 241V240H53ZM57 241V240H56ZM101 241V239H100ZM119 241V240H117ZM133 241V240H132ZM152 241V240H151ZM195 241V240H194ZM201 241V240H200ZM216 241V240H215ZM225 241V240H224ZM228 241V240H227ZM19 242V241H17ZM21 242V241H20ZM35 242V241H34ZM50 242V241H49ZM60 242V241H59ZM64 243L66 241H63ZM71 242V241H70ZM83 242V241H82ZM102 242V241H101ZM120 242L118 244H120ZM157 242V241H156ZM167 243L168 241L165 240ZM171 242V241H170ZM181 242V241H180ZM192 242V241H191ZM230 242V241H229ZM248 242V241H246ZM254 242V241H253ZM252 242V243H253ZM9 243V242H8ZM74 243V242H73ZM104 243V242H103ZM112 242L111 244H113ZM161 243V239L159 240V243ZM175 243H177L175 241ZM173 243V246H175ZM182 243V242H181ZM179 243V244H181ZM214 243V242H213ZM251 243V242H250ZM260 243V242H259ZM11 244V243H10ZM9 244V245H10ZM33 244V243H32ZM31 244V245H32ZM38 244V243H37ZM40 244V243H39ZM57 244V243H56ZM72 244V243H71ZM80 244V243H79ZM95 243H93L90 248L98 250ZM100 244V242L98 243ZM108 246L107 253H111L114 251H118L120 248H115L113 245ZM116 244V243H115ZM120 244V246H121ZM139 244V243H138ZM137 244V245H138ZM169 244V243H168ZM184 244V243H183ZM236 244V243H235ZM239 244V242H237ZM242 244V243H241ZM245 244V242L243 243ZM22 245V244H21ZM20 245V246H21ZM34 245V244H33ZM42 245V244H41ZM49 245V244H47ZM59 245V244H57ZM67 245V244H66ZM104 245V244H102ZM109 245V244H108ZM142 245L143 244H139ZM148 244H145L147 246ZM161 245V244H160ZM165 245V244H164ZM170 245V244H169ZM178 245V244H177ZM186 245V241H185ZM200 245V244H198ZM197 245V246H198ZM202 245V244H201ZM215 245V244H214ZM10 246H16V244H12ZM18 246V245H17ZM53 246V245H52ZM62 246V245H61ZM72 246V245H71ZM149 246V245H148ZM152 246V245H151ZM166 246V245H165ZM190 246V244H189ZM195 246V245H194ZM241 247V245H238V247ZM248 246V245H247ZM253 246V245H252ZM257 246V245H256ZM259 246V244H258ZM3 247V245H2ZM40 247V245H39ZM66 247V246H65ZM70 247V246H69ZM79 248V246H77ZM119 247V245H118ZM140 247V246H139ZM144 247V246H143ZM167 247V246H166ZM170 247V246H169ZM177 247V246H176ZM181 247V246H178ZM177 247V248H178ZM188 247V246H187ZM187 247H183L187 249ZM225 247V245H224ZM230 247V246H229ZM237 247V245H236ZM5 248V247H4ZM44 248V247H43ZM61 248V247H60ZM63 248V247H62ZM72 248V247H71ZM78 248L75 252L64 254L65 251L60 252L59 255L63 254L61 257H65V260L63 261V264H83L84 258L86 257L87 250H80L78 251ZM102 248V246H101ZM123 248V247H122ZM126 248V247H125ZM152 248V247H151ZM181 248V249H182ZM195 248V247H194ZM205 248V247H204ZM214 248V247H213ZM227 248V244H226ZM244 248V247H243ZM242 248V249H243ZM249 248V247H248ZM247 248V249H248ZM256 248V247H255ZM30 249V248H29ZM46 249V247H45ZM59 249V248H58ZM74 249V248H72ZM104 249V248H103ZM150 249V248H149ZM161 249V248H160ZM160 249H157L160 251ZM166 249V248H164ZM163 249V250H164ZM230 249H232L230 247ZM238 249V248H237ZM241 249V248H240ZM239 249V250H240ZM252 249V248H251ZM258 249V248H257ZM254 251V254L258 250ZM4 250V249H2ZM35 250V249H34ZM33 250V251H34ZM70 250V249H69ZM121 251L120 254L121 260H125L124 255H127V251L124 252V248ZM140 250V249H138ZM142 250V249H141ZM176 250V248L174 249ZM194 250V249H193ZM191 250V251H193ZM197 250V248H196ZM205 250V249H204ZM209 250V249H208ZM244 250V249H243ZM246 250V247H245ZM249 250V249H248ZM28 251V249H27ZM31 251V250H30ZM134 251V252H135ZM172 251V250H171ZM170 251V252H171ZM178 251V250H177ZM186 251V250H185ZM221 251V250H220ZM229 251V250H228ZM236 252V249H233V252ZM26 252V251H25ZM37 252V251H36ZM35 252V253H36ZM140 252V251H139ZM142 252V251H141ZM145 252V251H144ZM163 252V251H162ZM161 252V253H162ZM166 252V251H165ZM240 252V251H239ZM238 252V253H239ZM244 252V251H243ZM248 252V251H247ZM259 252H263L264 254V247L261 245L259 248ZM4 253V252H3ZM41 253V252H40ZM93 253V252H91ZM99 253V252H98ZM97 253V256L99 258H102ZM103 253V252H100ZM117 253V252H116ZM157 253V251H156ZM167 253V252H166ZM172 253V252H171ZM175 253V252H174ZM198 253V252H197ZM218 253V252H217ZM220 253V252H219ZM231 253V252H230ZM229 253V254H230ZM250 253V252H248ZM247 253V254H248ZM34 254V253H33ZM133 254V253H132ZM145 254V253H144ZM160 254V253H159ZM164 254V253H163ZM208 254V253H206ZM215 254V253H214ZM223 254V253H222ZM225 254V253H224ZM233 254V253H232ZM3 255V254H2ZM15 255V254H14ZM58 255V258H59ZM65 255V256H64ZM70 255V256H68ZM88 255V254H87ZM89 255H91L89 253ZM114 255V254H113ZM130 255V253H128ZM135 255V254H134ZM147 255V254H146ZM151 255V254H150ZM154 255V254H153ZM170 255V254H169ZM178 255V254H177ZM205 254L202 253V256ZM236 255V254H235ZM37 256V255H36ZM104 256V255H103ZM140 256V254H139ZM149 256V254H148ZM152 256V255H151ZM163 256V255H162ZM168 256V255H167ZM166 256V257H167ZM173 257V255H171ZM206 256V255H205ZM211 256V255H210ZM232 256V255H231ZM234 256V255H233ZM243 256V254H242ZM255 256V255H254ZM16 257V256H15ZM18 257V256H17ZM30 257V256H29ZM89 257V256H88ZM110 257V256H109ZM112 257V256H111ZM144 257V256H143ZM156 257V256H155ZM159 257V256H158ZM172 257H170L172 259ZM193 257V256H192ZM213 257V256H212ZM253 257V256H251ZM249 257V258H251ZM26 258V257H25ZM93 258V257H92ZM107 258V256H106ZM123 258V259H122ZM168 258V257H167ZM175 258V257H173ZM178 258V257H177ZM183 258V257H181ZM194 258V257H193ZM192 258V259H193ZM220 258V256H219ZM242 258V257H241ZM262 258V257H260ZM22 259V258H21ZM31 259V258H30ZM93 260L91 264H96L103 262L102 264H113L110 261H101L102 259H96ZM109 259V258H108ZM107 259V260H108ZM111 259V258H110ZM160 259V258H159ZM195 259V258H194ZM206 259V258H205ZM106 260V259H105ZM135 260V259H134ZM170 260V259H169ZM196 260V259H195ZM224 260V259H223ZM228 260V259H227ZM253 260L256 261V258H251L249 262H253ZM29 261V259H28ZM34 261V260H33ZM58 261V260H57ZM56 261V262H57ZM91 261V260H90ZM112 261V259H111ZM126 261V260H125ZM136 261V260H135ZM141 261V260H140ZM146 261V260H145ZM150 261V260H149ZM148 261V262H149ZM161 261V260H159ZM164 261V259H163ZM162 261V262H163ZM177 261V259H176ZM25 262V261H24ZM55 262V263H56ZM60 262H62L60 260ZM89 262V261H88ZM87 262V263H88ZM119 262V261H118ZM151 262V261H150ZM238 262V261H237ZM240 262V261H239ZM248 262V261H247ZM260 262V261H259ZM263 262V261H261ZM260 262V263H261ZM98 263V264H99ZM116 263V261H115ZM125 263V262H124ZM134 263V262H133ZM213 263V262H212ZM225 263V262H224ZM255 263V262H254ZM258 263V262H257ZM256 263V264H257ZM264 263V262H263ZM57 264V263H56ZM101 264V263H100ZM118 264V263H117ZM122 264V263H121ZM129 264V263H127ZM136 264V262H135ZM202 264V263H201ZM206 264V263H205ZM209 264V263H208ZM247 264V263H246ZM259 264V263H258Z\"/></svg>",
    "mask_w": 264,
    "mask_h": 264
},
{
    "label": "rangeland",
    "instance_id": "2",
    "mask_svg": "<svg viewBox=\"0 0 264 264\" xmlns=\"http://www.w3.org/2000/svg\"><path fill=\"white\" fill-rule=\"evenodd\" d=\"M5 4V0H0V6L2 7L3 4ZM264 11V9L260 8L259 11L253 10L251 12V17H254L255 14L259 13V12ZM254 13V14H253ZM184 30H181V32ZM183 38L186 37L185 35L182 36ZM181 38L182 40H185ZM24 42L23 39H21L20 44ZM13 48L17 47L15 44L12 45ZM12 48V49H13ZM19 48V47H17ZM184 49V48H183ZM1 50V49H0ZM183 52V51H182ZM185 53V52H184ZM0 60L1 64L3 63H7L11 62L9 60L6 59H2L3 56L5 55L4 51H0ZM182 54V53H181ZM174 55V53H173ZM192 58V57H191ZM188 59V60H187ZM79 60H81L80 58H76V60H69L66 62V66H65V73L66 74H62L60 72L59 73H49L48 76L44 79V81H42L43 83H46L47 87L42 90L41 86L39 88L34 87L33 85V81H27L26 82H21L20 80L25 76L24 72H20V80L17 77V80H15V85H16V90H12V91H8V85L9 82L5 79V78H1L0 77V132L2 129V132L0 133V143L2 141L5 140V143L2 147H0V264H63L65 257H61L63 254L59 255L60 252H64V254H68V253H72L75 252L76 249L78 248L77 246H79L78 251L80 250H87V252L89 251V253L91 255H89V253H86V257L84 258V263L83 264H91L93 263L96 259H102L101 261H107V262H111L113 264H256L257 262L259 264H264V254L263 252H259V248L262 245L264 247V192L262 193V195H258L255 192L256 186L255 183L257 184V179H255L254 174H257L258 177V171L260 169H262V165L259 167L258 163L257 165L254 164V159H262V157L264 156V126L263 127H254V126H248L247 124L244 125H240L241 129H239V127H235L233 128L234 125L233 123H228L226 124L224 118L226 119V117H230L232 113V107H227L226 105H224L221 109H215V104L211 103L210 99L211 97L208 96V100H200V102H192L190 100L189 105L187 107V110L185 109L183 111V113H179L178 111H176V109H173L174 107L169 105V109L171 110H175V112L178 113H174L169 112V111H165L162 109L165 106L166 103L163 104V102L161 101V99L158 98L157 93H153L151 92V95L149 94V99L151 98V104L154 105L153 107V112L150 109V111L152 112V115L154 116V114H158V120L160 121V123H162L163 125H166L167 123H171V121L169 119H171L173 117V119L175 118V120H179L178 126L181 127L182 130V140L179 143V146L176 147V143L174 140H169V138H167L170 143V146L168 145L167 147H164V149H161L160 147L157 148V146H154V149L152 151H149L151 154H148L147 157L149 158V155H151V159H147V158H143L142 163H139L138 160H133L132 162H130L128 159L130 157H132L134 154L128 151H123L122 147L125 145H129L132 141L128 138H124L122 137V139H124V143L122 142V139L120 138L118 140L119 143L117 147L118 152L117 154L120 156L119 160H117L118 158H116V154L113 153L114 152V147H112L114 140L116 139V125L115 122H113V119L116 118V112L119 111L118 114L121 113H126L128 114V116L124 117L123 119L125 120L124 123L121 125L120 122H122V120H120L119 124L121 125L119 128V131L121 132L122 130H124L125 128H127V122L131 121V124H133L134 126H136L135 128V132L136 134L139 133V129H141L144 125V121L143 119H141V111L142 110H147V108H145L146 106L144 104L141 103V101L144 99L143 97H140V93H142V86H136L137 83L133 84L132 86H128V91L130 92V97L128 96V105H126L125 103L120 104V102L118 103L119 100H113V99H104L102 97V95L99 93L98 96H100L99 98V102H102L100 104H96L90 106V108L88 110H86V112L83 114V116L80 119V123L82 122L83 126V135L86 136V141H88V143L90 144V146H92V148H94L93 150H99L103 153V156L100 158V160L96 157H89L88 155L86 156L84 153H78L77 147L75 146L77 145L76 140H75V133H74V129L72 128V124L75 122L73 121L74 119H69V116H71L69 113H73V112H80L78 111L79 108L73 106L72 104H68L65 100L59 98L61 94H63L65 87L62 85H57V79L62 76V78L65 80V83L71 84L72 82L79 83L80 86H78V89L76 90V95L79 98V95L81 93L87 92L91 89V91L95 90V88L99 86L98 89L101 88L100 83L97 81V75L95 70H93L91 67H89V65L85 64L83 62H79ZM186 60L189 63H195L197 61V58H192V60H190V58H186ZM72 61V62H70ZM78 61V62H77ZM193 61V62H192ZM69 66H74L73 68H77L76 70L79 71L77 72L76 70L74 72L75 75L74 78H77V80H72V76H70L71 74H69V70L68 67ZM63 68V67H62ZM91 68V69H90ZM67 69V70H66ZM82 69V70H81ZM81 70V71H80ZM85 70V71H84ZM90 70V71H89ZM68 71V72H67ZM83 71V72H82ZM81 73H83L81 75ZM94 73V74H93ZM1 75H3V72H0ZM69 74V79L68 76L64 75H68ZM79 74V76H78ZM89 74V75H88ZM153 75V74H152ZM150 76V80H153L154 75ZM76 76V77H75ZM84 76V79H83ZM92 78H91V77ZM49 77V78H48ZM71 77V78H70ZM81 77L82 80H78L81 79L79 78ZM86 77V78H85ZM66 78V79H65ZM47 79V80H46ZM49 79V80H48ZM68 79V80H67ZM92 79V80H91ZM90 80V81H89ZM93 80H96L98 84L96 85H92ZM79 81V82H78ZM89 81V82H88ZM92 81V82H91ZM84 83V85H82ZM2 84V85H1ZM6 84V85H5ZM56 84V85H55ZM88 84V85H87ZM22 85L23 88H22ZM90 85V86H89ZM87 88H86V87ZM55 87V88H54ZM85 89H89V90H85ZM135 87V88H134ZM59 88V89H58ZM137 88V89H136ZM38 89V90H37ZM41 89V90H40ZM11 90V89H10ZM61 90V91H60ZM79 90V91H78ZM15 93H14V92ZM44 91V92H43ZM63 91V92H62ZM78 91V92H77ZM134 91V92H133ZM8 92V93H7ZM12 92V94H11ZM39 92V93H38ZM62 92V93H61ZM156 92V91H154ZM4 93V94H3ZM14 93V94H13ZM36 93V94H35ZM133 93V94H131ZM153 93V94H152ZM16 94V95H15ZM227 92H221V101L223 100L224 102V98L223 96L227 95ZM5 96V97H4ZM8 96V97H6ZM12 96V97H11ZM17 96V97H16ZM29 96V98H27ZM14 97V98H13ZM31 97V99H30ZM37 97V98H36ZM41 97V98H40ZM6 98V99H5ZM10 98V99H9ZM36 98V99H35ZM57 98V100L55 99ZM76 98V99H78ZM82 98H84V95L82 96ZM103 98V99H102ZM139 99V100H138ZM155 99V100H154ZM17 100V102H16ZM21 100V101H20ZM24 100V101H23ZM29 100V101H28ZM40 100V101H39ZM56 100V101H55ZM134 100V101H133ZM136 100V101H135ZM141 100V101H140ZM26 101V102H25ZM37 103H35V102ZM49 101V102H48ZM109 101V102H108ZM111 101V102H110ZM117 101V102H116ZM121 101V100H120ZM160 101V103H159ZM21 102V103H20ZM31 102V103H30ZM123 102V101H122ZM121 102V103H122ZM130 102V103H129ZM158 104H157V103ZM162 102V103H161ZM207 102V103H206ZM27 103V104H26ZM52 103V104H51ZM55 103V104H54ZM108 103V104H107ZM112 103V104H111ZM193 103V105H192ZM210 103V104H209ZM21 108H20V105ZM41 104V105H40ZM51 104V105H50ZM115 104V105H114ZM131 104V107H130ZM140 104V105H139ZM157 104V105H156ZM162 104V105H160ZM214 104V105H213ZM17 105V106H16ZM24 107H23V106ZM27 105V106H25ZM97 105H101L100 107H98ZM106 105V106H105ZM109 105V106H108ZM112 105V106H110ZM123 105V107H122ZM197 105V106H196ZM210 105V106H209ZM38 106V107H37ZM66 106V107H65ZM115 106V107H114ZM156 106V107H155ZM161 108H160V107ZM207 106V107H206ZM6 107V108H5ZM19 107V108H17ZM40 107V108H39ZM45 107V108H44ZM75 107V108H74ZM94 107V108H93ZM112 107V108H110ZM192 107V108H191ZM199 107V108H198ZM227 107V108H226ZM3 108V109H2ZM8 108V109H7ZM13 108V110H12ZM55 108V109H54ZM72 108V109H71ZM74 108V109H73ZM101 108V109H100ZM159 108V109H158ZM203 108V109H202ZM205 108V109H204ZM210 108V109H209ZM225 108L228 112V114H226L227 112L225 111ZM14 109H17L16 111ZM33 109V110H32ZM41 109V110H40ZM70 109V110H69ZM112 109V111H111ZM114 109V111H113ZM141 109V110H140ZM189 109V110H188ZM198 109V110H197ZM35 110V111H34ZM57 110V111H56ZM65 110V112H64ZM102 110V111H101ZM124 110V111H123ZM158 110V111H156ZM160 110V111H159ZM204 110V111H203ZM216 110V111H215ZM219 110V111H218ZM222 110L225 112L223 113ZM230 110V111H229ZM43 111V112H42ZM107 111V112H106ZM110 111V112H109ZM116 111V112H115ZM10 112V113H8ZM13 112V113H11ZM16 112H20V114H15ZM26 112V113H25ZM39 112V113H38ZM64 112V113H62ZM161 112V113H160ZM165 112H169V114L165 113ZM189 112V113H188ZM192 112V113H191ZM200 112V113H199ZM203 112V113H202ZM216 112V113H215ZM219 112V113H218ZM68 113V115H67ZM104 115H103V114ZM133 113V114H132ZM210 113V114H209ZM221 113V114H220ZM11 114V115H10ZM62 114V115H61ZM112 114V116H111ZM171 114V115H170ZM178 116H177V115ZM190 114V116H189ZM193 114V115H192ZM202 114H204L202 116ZM217 114L219 115V117L217 116ZM226 114V117H225ZM17 115V116H16ZM59 115V116H57ZM61 115V117H60ZM64 115V116H63ZM138 115V116H137ZM173 115V116H172ZM180 115V116H179ZM199 117H198V116ZM11 116V117H10ZM54 116V117H53ZM87 116V117H86ZM111 118H110V117ZM168 116V117H167ZM172 116V117H171ZM183 116V117H182ZM189 116V117H188ZM192 116V117H191ZM205 116V117H204ZM213 116L211 118V120L208 122V120L210 119V117ZM221 116H223L221 118ZM17 117V118H16ZM58 117V118H56ZM64 117V119H63ZM132 117V118H131ZM162 117V118H161ZM180 117V118H179ZM195 117V118H194ZM198 117V118H197ZM209 117V118H208ZM49 118V119H48ZM69 119L67 121V119ZM109 118V119H107ZM179 118V119H178ZM185 118V119H184ZM207 118V119H206ZM217 118V119H216ZM220 118V119H219ZM12 119V120H11ZM62 121H61V120ZM105 119V120H104ZM112 119V120H111ZM161 119V120H160ZM190 119V120H189ZM223 119V120H222ZM45 120V121H44ZM60 120V121H59ZM83 120V121H82ZM87 120V121H86ZM112 122H111V121ZM165 120V121H164ZM181 120V121H180ZM194 120V121H193ZM198 120V121H197ZM40 121V122H39ZM52 121V122H51ZM60 123L58 124L57 123ZM101 121V122H100ZM103 121V122H102ZM110 123H109V122ZM183 121V123H182ZM189 121V122H188ZM202 121V122H201ZM218 121V123H217ZM224 121V123H223ZM43 122V123H42ZM133 122H137V124L133 123ZM205 122V123H203ZM208 122V123H207ZM222 122V123H220ZM8 123V124H6ZM55 123V124H54ZM66 123V124H65ZM143 123V124H142ZM199 123V124H198ZM201 123V124H200ZM46 124V125H45ZM57 124V125H56ZM67 129H66V126ZM118 124V125H119ZM183 124V125H182ZM195 124V125H194ZM204 124V125H203ZM214 124V125H213ZM216 124V125H215ZM220 124V125H217ZM3 125V126H2ZM69 125V126H68ZM74 125V124H73ZM105 125L107 127H105ZM113 128H112V126ZM184 125H186L184 127ZM223 125V126H222ZM50 126V128H49ZM101 126V127H100ZM124 126V127H123ZM139 126V127H138ZM192 126V127H191ZM207 128H205V127ZM211 126V127H210ZM215 126V128H220V130L223 129V134H222V138L223 141L228 143V141L230 142V144L228 145L232 146L228 147V151L224 154H222V151L219 150L217 153V155H215V157H213V154H209L208 161L209 163L208 166L211 168L213 160L218 158L220 159L221 157V161L218 162L217 166L219 167V170L221 174H219L217 177H215L214 174L216 173L215 171H212L207 164L197 167L198 169L195 170L192 167L188 166L187 161H192L193 158L195 157V154H197V151L195 149H193V145L194 143L196 144L198 141V135L201 136V138H208L211 135L208 134L210 133V129H213ZM217 126V127H216ZM228 126V127H227ZM246 126V127H244ZM2 127V128H1ZM5 127V128H4ZM69 127V128H68ZM183 127V128H182ZM196 127V129L194 128ZM199 127V128H198ZM227 127V128H225ZM231 127V129H230ZM250 127V128H249ZM53 128V129H52ZM201 128V129H200ZM222 128V129H221ZM225 128V129H224ZM238 128V129H237ZM243 128V129H242ZM256 128V129H255ZM7 129V130H6ZM32 129V130H31ZM46 129V130H45ZM51 129V130H50ZM57 132H56V130ZM70 129V130H69ZM103 129V130H102ZM186 131H185V130ZM195 129V130H194ZM251 129V130H250ZM263 129V130H262ZM64 132H63V131ZM100 130V131H99ZM201 130V131H200ZM203 130V131H202ZM207 133H205V131ZM225 130V132H224ZM237 130V131H236ZM241 130V132H240ZM254 132H253V131ZM10 131V132H9ZM71 131V133H70ZM104 131V132H103ZM108 131V132H107ZM154 131H156L154 129ZM154 131H152L154 133ZM231 134H230V132ZM244 131V132H243ZM249 131V132H248ZM3 132H5V134H3ZM69 132V133H67ZM103 132V133H102ZM195 132V133H194ZM200 132V133H199ZM202 132V133H201ZM227 132V133H226ZM237 132V133H236ZM239 132V133H238ZM260 132V133H258ZM11 133V134H10ZM16 133V134H15ZM57 133V134H56ZM74 133V135H73ZM100 133V134H99ZM105 133V134H104ZM115 133V134H114ZM236 133V136H235ZM247 133V134H246ZM24 134V135H23ZM54 134V135H53ZM68 134V136L66 135ZM227 134V135H226ZM239 134V135H238ZM245 136H244V135ZM250 134V135H248ZM253 134V135H251ZM257 134V135H255ZM28 135V136H27ZM48 135V137H47ZM50 135V136H49ZM57 137H56V136ZM65 135V136H64ZM164 135V134H163ZM188 135V136H187ZM203 135V137H202ZM230 135V136H229ZM233 135V136H232ZM19 136V138H18ZM45 136V137H44ZM55 136V137H54ZM60 136V137H59ZM64 136V137H63ZM98 136H100L101 138H99ZM105 136V137H104ZM112 136V137H111ZM169 137V135H166ZM194 136V138H193ZM205 136V137H204ZM227 136V137H225ZM249 136L250 137V142H249ZM254 136V137H253ZM260 136V137H259ZM61 137L63 139H61ZM71 137V138H70ZM74 137V138H73ZM140 139L142 138L141 135L139 134L138 136ZM187 137V138H185ZM225 137V138H224ZM230 137V139L228 138ZM240 137V139H239ZM243 137V138H242ZM256 137V138H255ZM53 138V140H52ZM68 138V139H67ZM237 138V140H236ZM247 138V139H246ZM253 138V139H251ZM30 139V140H29ZM32 139V140H31ZM70 139V141H69ZM101 139L103 141H101ZM113 139V140H112ZM194 139V140H193ZM229 139V140H228ZM34 140V141H33ZM37 140L39 143H37ZM52 140V141H51ZM91 140L93 141V143L91 142ZM129 140V141H128ZM143 142L141 141L142 144H147V145H151L152 143H150L148 141V139L146 140V138H143ZM242 140H245L243 143ZM252 140V142H251ZM31 143H30V142ZM75 141V142H72ZM127 141V142H126ZM172 141V142H171ZM178 141V140H177ZM234 141H237L236 143ZM241 141V142H240ZM29 142V143H28ZM53 142V145H52ZM63 142V143H62ZM105 144V146L102 145ZM110 142V143H108ZM112 142V143H111ZM130 142V143H129ZM188 142H190L188 144ZM233 142V143H232ZM72 143V144H71ZM92 143V144H91ZM95 143V144H94ZM129 143V144H128ZM165 143V142H164ZM174 143V144H173ZM181 143V145H180ZM61 144V145H60ZM65 144V145H64ZM99 144V145H98ZM124 144V145H122ZM171 144H173L174 146H171ZM247 144V145H246ZM249 144V145H248ZM33 147H32V146ZM48 145V146H47ZM52 147H51V146ZM73 145V146H72ZM103 147H102V146ZM183 145V146H182ZM186 145V146H185ZM238 145V147H237ZM241 145V146H240ZM243 145V146H242ZM244 145H246L247 147H245ZM251 145V146H250ZM29 146V147H28ZM35 146V147H34ZM44 146V147H43ZM54 146V147H53ZM61 146V147H59ZM70 146V147H69ZM72 146V147H71ZM122 146V147H121ZM192 146V147H191ZM259 146V147H258ZM56 147V148H55ZM74 148L70 149V148ZM101 147V148H99ZM151 147V146H150ZM180 147V149H179ZM182 147V148H181ZM186 147V148H185ZM187 147H191L190 149H188ZM33 148V151H31V149ZM35 148V149H34ZM59 148V150H58ZM106 151H104L103 150ZM106 148V149H105ZM147 148V147H146ZM152 148V147H151ZM241 150H240V149ZM245 148V149H243ZM6 149V151L4 150ZM54 149V151H53ZM63 149V150H61ZM67 149V150H65ZM109 149V151H108ZM111 149V151H110ZM122 149V150H121ZM185 149V151H184ZM193 149V151H191ZM233 149V150H232ZM238 149V150H237ZM251 149V150H250ZM29 150V151H28ZM41 150V151H40ZM48 150V151H47ZM57 150L59 151L57 153ZM113 150V151H112ZM163 150V151H162ZM166 150V151H165ZM184 152H183V151ZM195 150V151H194ZM250 150V151H249ZM5 152V153H1ZM66 151V152H65ZM77 152V156L76 153ZM169 151V153H168ZM173 151V152H172ZM179 151V152H178ZM190 151V152H188ZM233 151V152H232ZM239 151V153H238ZM244 151V152H243ZM46 152V153H45ZM72 152V153H71ZM124 152V153H122ZM163 152V153H162ZM186 152V153H185ZM242 152V153H241ZM51 153V154H50ZM55 153V154H54ZM63 153V155H62ZM70 153V154H69ZM107 155H104V154ZM111 153V154H110ZM155 153V154H154ZM158 155H157V154ZM163 154L160 155V154ZM167 153V158L166 156L164 157V155ZM173 153V154H171ZM183 153V154H181ZM43 154V155H42ZM59 154V155H58ZM73 154V155H72ZM128 154V155H127ZM170 154V155H169ZM179 157L178 158L180 160V162H178V159L175 160V155ZM185 154V155H184ZM233 154V155H232ZM236 154V155H235ZM47 155V156H46ZM66 155V156H65ZM112 155V156H109ZM127 155V156H126ZM160 155V156H159ZM169 155V156H168ZM188 155V157H187ZM194 155V156H193ZM260 155V156H259ZM44 156V157H43ZM49 156V157H48ZM60 156V158H58ZM64 160H71V159H76L75 157H78L80 159H76L75 163L73 164L72 167H65L62 170L57 171L58 166L60 164V162ZM69 156V157H67ZM109 156V157H108ZM156 156V157H154ZM171 156V157H170ZM224 156V158H223ZM54 157V158H53ZM73 157V158H72ZM108 157V158H107ZM158 157L160 158V160L158 159ZM163 157V158H162ZM235 157V158H233ZM243 157V158H240ZM68 158V159H67ZM89 158V159H87ZM128 158V159H127ZM155 158V159H154ZM232 158V159H231ZM236 158H240L238 161V159ZM50 161H49V160ZM52 159V160H51ZM57 159V160H56ZM59 159V162H58ZM91 159V160H90ZM95 159V160H94ZM98 159V161H97ZM126 159V160H125ZM158 159V160H157ZM171 161H170V160ZM173 159V160H172ZM184 161H182V160ZM235 159V160H234ZM246 161H245V160ZM251 159V160H250ZM7 160V162H6ZM27 162V164L24 163V161ZM89 160V161H88ZM94 160V161H93ZM112 160V161H111ZM124 160V161H123ZM147 160V161H146ZM154 160V161H152ZM164 160V161H163ZM77 161V162H76ZM92 161V162H90ZM114 161V162H113ZM119 161V163H118ZM160 161V162H158ZM167 163H166V162ZM182 161V162H181ZM216 161V162H217ZM259 161V162H260ZM56 162V163H55ZM91 164H90V163ZM95 162H99V166L98 164H94ZM105 162V163H103ZM112 162V163H111ZM116 162V163H115ZM153 162V163H152ZM157 162V163H156ZM175 162V163H174ZM234 162L235 163L234 165ZM51 163V164H50ZM125 163V164H124ZM146 165H145V164ZM152 163V164H150ZM162 163V164H161ZM174 163V164H173ZM220 163V164H219ZM239 163V164H238ZM80 166H78V165ZM101 164V165H100ZM109 166H108V165ZM156 164V165H155ZM164 164V165H163ZM181 164V165H180ZM186 164V165H185ZM211 164V165H210ZM252 164V165H251ZM260 164V163H259ZM85 165V166H84ZM92 165V166H91ZM95 165V167H94ZM119 165V166H118ZM125 165V166H124ZM140 165V166H139ZM144 165V166H143ZM158 165V166H157ZM162 165V166H161ZM171 166V167H168ZM174 165V167H173ZM175 165H176V169H175ZM180 165V166H179ZM249 165V166H248ZM102 166V167H101ZM107 166V167H106ZM113 166V167H112ZM116 166L118 167V169L116 168ZM122 166V167H120ZM135 166L136 169L135 170H130L128 169L129 167H133ZM187 168H186V167ZM237 166V168H236ZM247 167H253V169H257V171L251 173L253 174L252 176L249 175V177L246 176V172H245V168ZM257 166V167H256ZM52 167V169L50 168ZM85 167V168H84ZM140 167V168H139ZM152 167H154L152 169ZM160 167L159 170H157ZM181 167V168H180ZM205 167V169H204ZM207 167V168H206ZM217 167V168H218ZM225 168L224 169H222ZM71 168V170H70ZM74 168V169H73ZM76 168V170H75ZM81 168V169H80ZM83 168V169H82ZM90 170H88V169ZM92 168V169H91ZM94 168V169H93ZM97 168V169H96ZM106 168V169H105ZM142 168V169H141ZM145 168V169H144ZM148 168V169H147ZM166 168V169H165ZM185 168V169H184ZM190 169L188 172L186 171V169ZM200 168V170H199ZM65 169V170H64ZM96 169V171H94ZM101 169V170H100ZM108 169V170H107ZM139 169V170H138ZM147 169V170H146ZM163 169V170H161ZM171 169V170H170ZM204 169V170H203ZM227 169V170H226ZM69 170L71 173H69ZM74 170V171H73ZM81 170V171H79ZM87 170V171H86ZM105 170V171H104ZM117 170V171H116ZM120 170V171H119ZM129 172H128V171ZM167 174H166V171ZM170 170V171H169ZM186 172H185V171ZM202 170V172H201ZM208 170V171H207ZM222 170L224 173H226L225 175L222 173ZM230 170V171H228ZM56 171V173H55ZM66 171V172H65ZM85 171V173H84ZM94 171V172H93ZM103 173H102V172ZM113 171V173H111ZM122 171V172H121ZM127 171V172H126ZM154 173V177L153 172ZM164 171V172H163ZM182 171V172H181ZM194 171V173H193ZM206 171V172H205ZM240 171V172H239ZM100 172V173H98ZM134 172V173H132ZM144 172V173H143ZM174 172V173H172ZM180 172V173H179ZM185 172V175H184ZM209 172V173H208ZM229 172V174H228ZM232 172V173H231ZM64 173V174H63ZM67 173V174H66ZM74 174L77 173V175L79 174V176H83L85 174L88 173L89 177L86 179L85 182H80L81 185L84 186V188H79V186H81L80 184L77 186L78 191L77 194L80 195L81 201L79 200V203L82 207L85 208H81L80 210L78 208L73 207V203L70 202L71 200L68 199V196L72 195V194H68L67 196L63 198H61V193L62 190L64 189V186L66 185V179L68 178V176L70 174ZM83 173V174H81ZM92 173V174H90ZM110 173V174H108ZM116 173V174H114ZM146 173V174H145ZM196 173V174H195ZM201 173H203L201 175ZM206 173V174H205ZM231 173V174H230ZM95 174V175H93ZM102 178H101V175ZM127 174V175H126ZM130 174V175H128ZM157 174V175H155ZM172 174V176H171ZM190 174V175H189ZM196 176H195V175ZM228 174V175H227ZM238 174V175H237ZM56 175L57 179H56ZM65 175V176H64ZM114 175V176H113ZM127 177H126V176ZM145 175V176H144ZM149 175V177H148ZM161 175V176H160ZM182 175V176H181ZM188 177H187V176ZM54 176V179L56 183V187L55 190L51 188L50 184H51V179ZM64 176V178H63ZM92 176V178H91ZM95 176V177H94ZM110 176V177H108ZM113 176V177H112ZM129 176L131 177V179H129ZM178 176V178L176 177ZM182 178H180V177ZM185 176V178H184ZM190 176V178H189ZM201 176V177H200ZM203 176V177H202ZM209 176V177H208ZM220 176V177H219ZM230 176V177H229ZM234 178H233V177ZM237 176V177H236ZM62 177V178H61ZM95 179H94V178ZM120 177V178H119ZM162 177V179H161ZM169 177V178H168ZM200 177V178H199ZM224 177V178H223ZM227 177V178H226ZM236 177V178H235ZM61 178V179H60ZM80 178V177H79ZM101 178V179H100ZM141 178V179H140ZM151 180H150V179ZM172 178V179H171ZM174 178V179H173ZM180 178V179H179ZM193 178V179H192ZM199 178V179H198ZM205 180H204V179ZM219 178V179H218ZM221 178V179H220ZM223 178V179H222ZM239 178V179H238ZM108 179L109 183L106 182L107 184L102 185L99 189V185L98 183H101L103 180ZM129 179V180H128ZM178 179V180H177ZM189 179V180H188ZM230 179V180H229ZM238 179V180H236ZM59 180V181H58ZM97 182H96V181ZM111 180V181H110ZM114 180V182H112ZM133 180V181H132ZM136 180V181H135ZM138 180V181H137ZM165 180H167L168 182H166ZM172 180V181H171ZM188 180V181H187ZM198 182H197V181ZM209 180V181H208ZM218 180L220 182H218ZM222 180H224V183L222 184ZM236 180V181H235ZM62 181V182H61ZM92 181V182H91ZM144 181V183L142 182ZM175 181V182H173ZM178 181V182H176ZM186 181V182H185ZM204 183H203V182ZM208 181V182H207ZM213 181V182H212ZM233 181V182H232ZM91 185H90V183ZM122 182V183H121ZM146 182V183H145ZM153 182V183H152ZM156 182V183H155ZM180 182V183H179ZM182 182V183H181ZM200 182V183H199ZM207 182V183H206ZM238 182V184H237ZM240 182V183H239ZM60 186H59V184ZM63 183V184H62ZM94 183V184H93ZM111 183V184H110ZM113 183V184H112ZM119 183V184H117ZM137 183V184H136ZM177 183V185H176ZM202 183V185H201ZM206 183V184H205ZM227 183V184H226ZM232 183V184H229ZM85 184V185H84ZM88 184V185H87ZM132 184V185H131ZM136 184V185H135ZM141 184V185H139ZM145 186H144V185ZM149 184V185H148ZM154 184V185H153ZM157 184V185H156ZM173 185V186H169V185ZM185 184V185H184ZM229 184V185H228ZM235 184V185H234ZM240 184V185H239ZM96 185H98L97 187H95ZM118 185V188L116 187ZM122 185V186H121ZM131 185V186H130ZM183 185V186H182ZM196 185V186H195ZM214 185V186H213ZM222 185V186H221ZM225 185V187L223 186ZM233 185V187H232ZM242 185V187H241ZM249 185V186H248ZM82 186V187H83ZM87 186V187H85ZM92 186V188H91ZM107 187H111L110 189L112 190L111 193L109 194H103L105 188ZM121 186V188H120ZM144 187V188H139V187ZM155 186V190L153 191ZM159 186V187H158ZM167 186V187H165ZM175 186V187H174ZM182 187L181 189L178 187ZM213 186V187H212ZM217 186V187H216ZM219 186V187H218ZM229 186V187H228ZM58 187V188H57ZM61 189H60V188ZM90 187V188H88ZM114 187V188H113ZM133 187V188H131ZM201 187V188H200ZM232 187V188H230ZM250 189H249V188ZM48 188V189H47ZM94 188V189H93ZM104 188V189H103ZM117 188V189H116ZM162 188V189H161ZM236 188V189H234ZM82 189H83V194H82ZM90 189V194L93 195V204L92 202H89V200L87 199V190ZM92 189V190H91ZM103 189V190H102ZM119 189V190H118ZM135 189V190H133ZM137 189V192H136ZM150 189V190H148ZM175 189V190H174ZM186 189V191H184ZM189 189V190H187ZM198 189V190H197ZM213 189V190H212ZM216 189V190H214ZM218 189V190H217ZM223 189V190H221ZM233 189L235 190V192L237 193H241V194H245L247 197L252 198L251 200H255L254 201V206H243V204H239V203H234L231 200V196L233 193ZM239 189V191H238ZM244 189V190H242ZM60 190V191H59ZM71 190V189H68ZM95 190V191H94ZM139 190V191H138ZM149 192H148V191ZM157 190V191H156ZM169 190V191H168ZM191 190V192H190ZM221 190V191H219ZM228 190V191H227ZM250 190V191H249ZM87 191V192H86ZM93 191V192H92ZM145 191V192H142ZM153 191V192H152ZM204 191V192H203ZM207 191V192H206ZM216 191V192H215ZM226 191V193H225ZM232 193H231V192ZM245 191V192H244ZM79 192V193H78ZM86 194H85V193ZM120 192V194H119ZM122 192V193H121ZM128 192V193H127ZM159 192V193H158ZM172 192V193H170ZM188 192V193H187ZM206 192V193H205ZM228 192V193H227ZM96 196H95V194ZM102 193V194H101ZM126 193V194H125ZM134 193V194H133ZM144 193V194H143ZM162 193V194H161ZM192 194L190 196V194ZM205 193V194H204ZM211 193V195H210ZM218 193V194H217ZM250 195H249V194ZM256 193V195H254ZM85 194V195H84ZM114 194H116L114 196ZM175 194V195H174ZM230 194V196H229ZM129 195V196H128ZM143 195V196H142ZM162 195V196H161ZM174 195V196H173ZM179 195V196H178ZM208 195V196H207ZM215 195V196H213ZM238 195V194H236ZM252 195L255 197H252ZM44 198H41V197ZM145 196V197H144ZM158 196V197H157ZM170 198H169V197ZM178 196V197H175ZM206 196V197H205ZM219 196V197H218ZM224 197L223 198L221 197ZM87 197V198H85ZM111 197H115V198H111ZM122 197V198H121ZM125 197V198H124ZM130 197V198H129ZM135 197V198H134ZM137 197V198H136ZM140 197V198H139ZM153 197V199L151 198ZM156 197V198H155ZM184 197V198H183ZM191 197V198H190ZM208 197V198H207ZM213 197V198H212ZM227 197V198H226ZM230 197V200L228 201ZM261 197V198H260ZM55 198V204L51 205L50 203H52V200ZM59 198V199H58ZM70 198V197H69ZM161 198V199H160ZM174 198V199H173ZM219 198V199H218ZM263 198V199H262ZM43 199V202L46 201L44 208L46 209L47 207L49 209V215H48V219H47V223H39L40 219H42V211L45 210L41 203L40 200ZM57 199V200H56ZM61 199L62 202H61ZM86 199V200H85ZM121 199V200H120ZM126 199V201H125ZM147 199V200H146ZM185 199V200H183ZM216 199V200H215ZM227 201H226V200ZM35 200V201H34ZM39 200V202H38ZM129 200V201H128ZM137 200V201H136ZM168 200V201H167ZM182 200V201H181ZM210 200V201H209ZM214 200V201H212ZM59 201V205L57 204V202ZM67 201V202H66ZM156 201V202H155ZM163 205L164 202V207L161 205ZM171 201V202H170ZM177 201V202H176ZM183 201H188V203L194 205L195 207H199L202 210H208L211 212L212 215H220L221 218H224V221L221 222H209L208 219V223L206 222V218L200 217L199 216H193L191 215L189 212L185 211L183 208L184 206L182 205ZM220 201V202H219ZM222 201V202H221ZM262 201V202H261ZM70 202V203H69ZM87 202V203H86ZM120 202V203H119ZM124 202V203H123ZM129 202V203H128ZM132 202V203H131ZM147 202V203H145ZM170 202V203H169ZM179 202V203H178ZM207 204H206V203ZM215 202V203H214ZM219 202V203H218ZM228 202V203H227ZM64 203V204H63ZM70 205L68 206L67 205ZM122 203V204H121ZM127 203V204H126ZM134 203V204H133ZM155 203V204H154ZM172 203V204H171ZM176 203V204H175ZM210 203V204H209ZM224 203V204H222ZM113 204V205H112ZM121 204V205H120ZM136 204V206H135ZM141 204V205H140ZM151 204V205H150ZM158 204V206H157ZM182 208V212L178 215V219L176 217V213L175 212L177 206H179ZM217 204V205H215ZM262 204V206H261ZM127 205V206H126ZM133 207H132V206ZM150 205V207H149ZM211 205V206H210ZM213 205V206H212ZM226 205V206H225ZM31 206V207H30ZM59 208V210H57V208ZM114 206V207H113ZM126 206V207H125ZM142 206V207H141ZM166 206V208H165ZM172 206V207H171ZM202 206V207H201ZM219 206V207H218ZM104 207V208H103ZM118 207H122V211L125 212L124 214H127L129 211V213L127 214L128 216L124 215L123 212H117L115 209H118ZM137 207V213H136V208ZM160 207V209H159ZM163 207V209H162ZM205 207V208H204ZM211 207V209H210ZM214 207V208H213ZM216 207V208H215ZM227 207V208H226ZM230 207V208H229ZM244 207V208H243ZM42 208V210H41ZM129 208V209H128ZM153 208V209H152ZM157 208V209H156ZM165 208V209H164ZM217 208L219 210H217ZM239 208V209H238ZM247 212H246V210ZM255 208V210H254ZM263 208V209H262ZM52 209V210H51ZM103 209V210H101ZM149 209V210H148ZM167 209V210H166ZM170 209V210H169ZM235 209V210H234ZM249 209V210H248ZM252 209V210H251ZM262 209V210H261ZM40 210V211H39ZM57 210V211H56ZM109 210V211H108ZM126 210V211H125ZM128 210V211H127ZM156 210V212H155ZM163 210V211H161ZM184 210V211H183ZM215 210V211H214ZM224 210L226 211V213L224 212ZM36 211V212H35ZM113 211L114 214H111ZM143 211V212H142ZM168 211V212H167ZM214 211V213L212 212ZM237 214H236V212ZM260 211V212H259ZM109 212V213H108ZM161 212V213H160ZM163 212V213H162ZM209 212V213H210ZM220 212V213H219ZM228 212V213H227ZM234 212V214H233ZM240 212V213H239ZM245 212V213H244ZM35 213V214H34ZM135 213V214H134ZM153 213V214H152ZM166 215H165V214ZM168 213V214H167ZM173 213V214H172ZM175 213V214H174ZM225 213V214H224ZM250 213V214H249ZM253 213V214H251ZM263 213V214H262ZM90 214V215H89ZM92 214V215H91ZM96 214V215H95ZM118 214V216H117ZM119 214H123L119 215ZM130 214V215H129ZM138 214V215H137ZM143 214V215H142ZM164 214V215H163ZM184 214V215H183ZM227 214V215H226ZM240 214V215H239ZM259 214V215H258ZM108 215V216H106ZM136 215V216H135ZM162 216L160 218V216ZM233 215V216H232ZM238 215V216H237ZM246 215V216H245ZM252 215V216H250ZM113 216V217H112ZM117 216V217H116ZM120 216V217H119ZM126 216V217H125ZM169 218H168V217ZM225 216V217H224ZM240 216V217H239ZM244 216V217H243ZM254 216V217H253ZM41 217V218H40ZM86 217V218H85ZM92 217V218H91ZM131 217V218H130ZM183 217V218H182ZM187 217V218H186ZM197 217V218H195ZM232 220H230L229 218ZM243 217V219H242ZM54 218V219H53ZM103 218V219H102ZM108 218L110 219L109 223H107ZM117 218V219H116ZM125 218H130L131 220H127L128 223H126ZM134 218V219H132ZM137 218V219H135ZM155 220H154V219ZM158 218V219H157ZM160 218V219H159ZM235 218V219H234ZM246 218V221H245ZM254 218V219H253ZM256 218V219H255ZM259 218V220H258ZM82 219V220H81ZM100 219V220H99ZM106 219V220H105ZM114 219H116L115 221H113ZM123 219V220H122ZM143 219V220H142ZM151 219H153L154 221H152ZM166 219V220H165ZM195 219V220H194ZM242 219V220H241ZM22 220V221H21ZM67 220V221H66ZM84 220V221H83ZM90 220V221H89ZM98 220V221H97ZM137 220V222H136ZM203 220V221H202ZM241 220V221H240ZM253 220V221H252ZM113 221V222H112ZM118 221V222H117ZM130 221L132 223L135 224H130ZM152 221V222H151ZM159 224H158V222ZM164 221V222H163ZM170 221V222H169ZM176 221V222H175ZM191 221V222H190ZM197 221V222H196ZM201 221V222H200ZM250 221V222H249ZM258 221V222H257ZM262 221V222H261ZM14 222V223H13ZM140 222V223H139ZM150 222V223H149ZM166 222V223H165ZM173 222V223H172ZM188 222V223H187ZM193 222V223H192ZM242 222V223H240ZM253 224H252V223ZM259 222H261L263 225H261ZM5 223V224H4ZM22 223V224H21ZM102 223H107L110 227L109 229L111 231H115L114 232L116 235L114 238H112V240L110 241H105L103 238V234L101 235L98 228L97 227H101ZM115 223V224H114ZM143 223V224H141ZM161 223V224H160ZM164 223V224H163ZM172 223V224H171ZM199 223V224H198ZM203 223V224H202ZM227 223V224H226ZM236 223V224H235ZM55 224V225H54ZM57 224V225H56ZM65 224V225H64ZM81 224V225H80ZM111 224V225H110ZM113 224V225H112ZM123 224V225H122ZM147 226H146V225ZM151 224V225H150ZM174 224V225H173ZM183 224V225H182ZM189 224V225H188ZM201 224V225H200ZM251 224V225H250ZM23 225V226H22ZM134 226V230H130L131 226ZM150 225V226H148ZM179 225V226H178ZM202 225L204 226V228H202ZM220 225V226H219ZM225 227H224V226ZM237 225V226H236ZM239 225H241L239 227ZM253 225V230L251 228V226ZM27 226V227H26ZM57 226V227H56ZM61 226V227H60ZM125 226V227H124ZM128 226V227H127ZM174 226V227H173ZM178 226V227H177ZM190 226L192 228V230L190 229ZM194 226V227H193ZM235 226V227H234ZM247 226V228H246ZM258 226V227H256ZM263 226V228H262ZM11 227V228H10ZM13 227V228H12ZM45 227V228H44ZM73 227V228H72ZM137 227V228H136ZM169 227V228H168ZM176 227H177V233H176ZM189 227V228H188ZM201 227V228H200ZM231 227V228H230ZM5 228V231L4 229ZM8 230H7V229ZM75 228V229H74ZM114 228V230H113ZM152 228V229H151ZM154 228V229H153ZM225 230H224V229ZM237 228V229H236ZM11 231H10V230ZM29 229V230H28ZM46 229V230H44ZM108 229V226H107ZM148 229V230H147ZM158 229V230H157ZM167 229V230H166ZM175 230L172 231V230ZM181 229V230H180ZM231 229V230H230ZM263 229V230H262ZM66 230V231H65ZM76 230V231H75ZM125 230H129L127 232H124ZM146 230V231H144ZM156 230V232H155ZM160 230V231H159ZM192 232H191V231ZM195 230V231H194ZM200 230V231H199ZM218 230V231H217ZM222 230V231H221ZM238 230H241L240 232ZM251 230V231H250ZM17 231V232H16ZM24 231V232H23ZM52 231V233H51ZM82 231V232H80ZM93 231V232H92ZM119 231V233H118ZM153 233L152 237H150L151 239L148 240L147 243H143V240L145 241L144 237H146L145 235H147L148 233ZM236 231V232H235ZM238 231V232H237ZM255 231V232H254ZM11 232V233H10ZM65 232V233H63ZM76 232V234L74 233ZM95 232V233H94ZM97 232V233H96ZM122 232V233H121ZM140 232V233H139ZM143 232V234H142ZM146 232V233H145ZM155 232V233H154ZM163 232V233H162ZM248 232V233H247ZM3 233V234H2ZM5 233H6V237H5ZM16 233V234H15ZM18 233V235H17ZM51 233V234H50ZM54 233V234H53ZM60 233L62 235H60ZM72 233V234H71ZM132 233V234H131ZM168 233V234H167ZM189 237H188V235ZM207 233V234H206ZM218 234V236H221L222 242L224 241V245L225 247L220 249L219 251H217L215 248L216 246V237L215 235ZM239 233V235L237 234ZM46 234V236H45ZM78 234V235H77ZM119 236H118V235ZM123 234V236H122ZM135 237L132 238L130 240L131 243L133 242H138L139 244H143L142 245H138L136 244V246H138V249H136V251L134 252L131 250L130 246H126L123 244H121L120 241H123V238H125L126 235ZM139 234V235H138ZM142 234V235H141ZM145 234V235H144ZM156 234V235H155ZM160 234V235H159ZM162 234V235H161ZM248 234V235H247ZM253 234H255L253 236ZM8 235V236H7ZM14 235L15 236H19L20 240H17L19 242H13L14 241ZM24 235V236H23ZM49 235V236H48ZM64 235V236H63ZM84 235V237L82 236ZM87 235V236H86ZM99 235V236H98ZM101 235V236H100ZM125 235V236H124ZM136 235V236H135ZM181 235V236H180ZM197 235V236H196ZM199 235V236H198ZM225 235V236H224ZM229 235V236H228ZM238 235V236H237ZM4 236V237H3ZM10 236V237H9ZM56 236V237H55ZM63 236V237H61ZM67 236V237H66ZM98 236V238H97ZM112 236V235H111ZM159 236V237H158ZM161 236V237H160ZM177 236V237H175ZM185 236V238L183 237ZM195 236V239H194ZM237 236V237H235ZM246 236V237H245ZM12 239H9L11 238ZM31 237V238H30ZM69 237V238H68ZM73 237V238H72ZM75 237V238H74ZM79 237V238H78ZM100 237V238H99ZM116 237H118L119 239H116ZM140 237V238H139ZM142 237V238H141ZM154 237H158V238H154ZM165 237V238H164ZM181 237L183 238L181 239ZM192 237V238H191ZM205 237V238H204ZM240 237V238H239ZM256 237V238H255ZM5 238V239H4ZM57 238V239H56ZM65 238V239H64ZM67 238V239H66ZM83 238V239H82ZM97 240H96V239ZM139 238V239H138ZM154 238V239H152ZM173 238V239H172ZM187 238V240H186ZM200 238V239H199ZM231 238V239H230ZM235 238V239H234ZM251 238V239H250ZM254 238V240H253ZM260 238V239H259ZM9 239V240H6ZM35 239V240H34ZM60 239V240H59ZM71 239V240H70ZM94 239V240H92ZM101 239V241H100ZM158 239V240H157ZM161 239V245L158 244L159 240ZM171 239V240H169ZM192 239V240H191ZM233 239V240H232ZM241 239V240H240ZM243 239V240H242ZM248 239V240H247ZM2 240H6L5 243H2ZM55 240V241H53ZM57 240V241H56ZM87 240H92V243L88 244ZM119 240V241H117ZM133 240V241H132ZM152 240V241H151ZM168 241L167 243L165 242ZM183 240V241H182ZM192 242H191V241ZM195 240V241H194ZM201 240V241H200ZM228 240V241H227ZM240 240V241H239ZM262 240V241H261ZM21 241V242H20ZM35 241V242H34ZM50 241V242H49ZM60 241V242H59ZM63 241H66L65 243ZM71 241V242H70ZM83 241V242H82ZM96 241V245L98 250L96 251L95 249L90 248V246L95 243ZM157 241V242H156ZM171 241V242H170ZM175 241L177 243H175ZM182 243H181V242ZM185 241H186V245H185ZM230 241V242H229ZM248 241V242H246ZM254 241V242H253ZM9 242V243H8ZM74 242V243H73ZM100 242V244H98ZM104 242V243H103ZM112 242H114L113 244H111ZM120 242V244H118ZM214 242V243H213ZM237 242H239V244H237ZM245 242V244H243ZM251 242V243H250ZM253 242V243H252ZM260 242V243H259ZM11 243V244H10ZM16 244V246H10L12 244ZM34 245H33V244ZM38 243V244H37ZM40 243V244H39ZM59 245H57V244ZM72 243V244H71ZM80 243V244H79ZM116 243V244H115ZM170 245H169V244ZM173 243H175L173 246ZM181 243V244H179ZM184 243V244H183ZM236 243V244H235ZM242 243V244H241ZM10 244V245H9ZM22 244V245H21ZM32 244V245H31ZM42 244V245H41ZM49 244V245H47ZM67 244V245H66ZM104 244V245H102ZM109 244V245H108ZM113 245V247L115 248H120L121 251H123L122 249L124 248V252L127 253V255L124 257L125 260H121L119 259V257L121 258V252L120 249H118V251H114L111 252L110 254L107 253L108 251V246ZM134 244V243H133ZM145 244H148L147 246H145ZM167 246H165V245ZM178 244V245H177ZM190 244V246H189ZM200 244V245H198ZM202 244V245H201ZM215 244V245H214ZM226 244H227V248H226ZM259 244V246H258ZM3 245V247H2ZM18 245V246H17ZM21 245V246H20ZM40 245V247H39ZM53 245V246H52ZM62 245V246H61ZM72 245V246H71ZM90 245V246H89ZM119 245V247H118ZM152 245V246H151ZM184 245V247H187V249L182 248ZM195 245V246H194ZM198 245V246H197ZM237 245V247H236ZM238 245H241V247ZM248 245V246H247ZM253 245V246H252ZM257 245V246H256ZM66 246V247H65ZM70 246V247H69ZM102 246V248H101ZM140 246V247H139ZM170 246V247H169ZM181 246V247H177ZM232 249H230V247ZM5 247V248H4ZM44 247V248H43ZM46 247V249H45ZM61 247V248H60ZM63 247V248H62ZM74 249H72V248ZM123 247V248H122ZM126 247V248H125ZM152 247V248H151ZM195 247V248H194ZM205 247V248H204ZM217 247V246H216ZM244 247V248H243ZM246 247V250H245ZM249 247V248H248ZM256 247V248H255ZM30 248V249H29ZM59 248V249H58ZM85 248V249H84ZM104 248V249H103ZM150 248V249H149ZM161 248V249H160ZM166 248V249H164ZM176 248V250H174ZM182 248V249H181ZM197 248V250H196ZM238 248V249H237ZM241 248V249H240ZM244 250H243V249ZM249 250H248V249ZM252 248V249H251ZM258 248V249H257ZM4 249V250H2ZM28 249V251H27ZM35 249V250H34ZM70 249V250H69ZM142 249V250H141ZM157 249H160V251H158ZM164 249V250H163ZM194 249V250H193ZM205 249V250H204ZM209 249V250H208ZM233 249H236V252H233ZM240 249V250H239ZM253 249H257L258 251L254 254ZM31 250V251H30ZM34 250V251H33ZM172 250V251H171ZM178 250V251H177ZM186 250V251H185ZM193 250V251H191ZM229 250V251H228ZM26 251V252H25ZM37 251V252H36ZM140 251V252H139ZM142 251V252H141ZM145 251V252H144ZM157 251V253H156ZM163 251V252H162ZM167 253H166V252ZM172 253H171V252ZM240 251V252H239ZM244 251V252H243ZM250 253H248V252ZM4 252V253H3ZM36 252V253H35ZM41 252V253H40ZM93 252V253H91ZM99 252V253H98ZM103 252V253H100ZM117 252V253H116ZM162 252V253H161ZM175 252V253H174ZM198 252V253H197ZM218 252V253H217ZM220 252V253H219ZM231 252V253H230ZM239 252V253H238ZM34 253V254H33ZM97 253L102 257L99 258L97 256ZM128 253H130V255H128ZM133 253V254H132ZM145 253V254H144ZM160 253V254H159ZM164 253V254H163ZM202 253L205 254L204 256H202ZM208 253V254H206ZM215 253V254H214ZM223 253V254H222ZM225 253V254H224ZM230 253V254H229ZM233 253V254H232ZM248 253V254H247ZM3 254V255H2ZM15 254V255H14ZM88 254V255H87ZM114 254V255H113ZM135 254V255H134ZM140 254V256H139ZM147 254V255H146ZM149 254V256H148ZM152 256H151V255ZM154 254V255H153ZM170 254V255H169ZM178 254V255H177ZM236 254V255H235ZM243 254V256H242ZM37 255V256H36ZM59 255V258H58ZM104 255V256H103ZM163 255V256H162ZM168 255V256H167ZM171 255H173V258ZM211 255V256H210ZM232 255V256H231ZM234 255V256H233ZM255 255V256H254ZM16 256V257H15ZM18 256V257H17ZM30 256V257H29ZM70 256V255H68ZM89 256V257H88ZM107 256V258H106ZM110 256V257H109ZM112 256V257H111ZM144 256V257H143ZM156 256V257H155ZM159 256V257H158ZM168 258H167V257ZM196 259H194L193 257ZM213 256V257H212ZM220 256V258H219ZM253 256V257H251ZM26 257V258H25ZM93 257V258H92ZM172 257V259L170 258ZM178 257V258H177ZM183 257V258H181ZM242 257V258H241ZM256 258V261L253 260V262H249V260L251 258ZM262 257V258H260ZM22 258V259H21ZM31 258V259H30ZM109 258V259H108ZM112 261H111V259ZM160 258V259H159ZM193 258V259H192ZM206 258V259H205ZM29 259V261H28ZM93 259V260H92ZM106 259V260H105ZM108 259V260H107ZM123 259V258H122ZM136 261H135V260ZM164 259V261H163ZM170 259V260H169ZM177 259V261H176ZM224 259V260H223ZM228 259V260H227ZM34 260V261H33ZM58 260V261H57ZM60 260L62 262H60ZM91 260V261H90ZM141 260V261H140ZM146 260V261H145ZM151 262H150V261ZM161 260V261H159ZM25 261V262H24ZM57 261V262H56ZM89 261V262H88ZM93 261V262H92ZM116 261V263H115ZM119 261V262H118ZM149 261V262H148ZM163 261V262H162ZM238 261V262H237ZM240 261V262H239ZM248 261V262H247ZM263 261V262H260ZM56 262V263H55ZM88 262V263H87ZM91 262V263H90ZM125 262V263H124ZM134 262V263H133ZM213 262V263H212ZM225 262V263H224ZM255 262V263H254ZM99 263V262H98ZM96 263V264H98ZM101 264L103 262H100ZM99 263V264H100ZM257 263V264H258Z\"/></svg>",
    "mask_w": 264,
    "mask_h": 264
},
{
    "label": "water",
    "instance_id": "3",
    "mask_svg": "<svg viewBox=\"0 0 264 264\" xmlns=\"http://www.w3.org/2000/svg\"><path fill=\"white\" fill-rule=\"evenodd\" d=\"M3 49H8L7 47H2ZM24 85H22L23 87ZM188 203V201H186ZM245 206H250L248 203H243ZM185 211L189 212L190 214L194 215V214H197L198 211H196L194 208L192 207H189V206H185ZM177 217V216H176ZM178 219V217H177ZM206 222L208 223V219H209V222L213 223V222H221V221H224L225 219L224 218H221L220 215H212L211 213H208V216L206 217ZM232 221V220H231ZM189 228V227H188ZM202 228H204V226L202 225ZM251 228L253 229V225L251 226ZM215 235V233H214ZM216 237V246L214 247L217 251H219L220 249L224 248V241L222 242V239L220 236H218L217 234L215 235Z\"/></svg>",
    "mask_w": 264,
    "mask_h": 264
},
{
    "label": "clouds",
    "instance_id": "4",
    "mask_svg": "<svg viewBox=\"0 0 264 264\" xmlns=\"http://www.w3.org/2000/svg\"><path fill=\"white\" fill-rule=\"evenodd\" d=\"M20 7L23 8V7H25V6H24V5H21Z\"/></svg>",
    "mask_w": 264,
    "mask_h": 264
}]
</instances>
